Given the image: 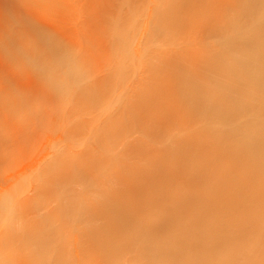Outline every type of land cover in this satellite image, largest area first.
Here are the masks:
<instances>
[{"label": "bare ground", "instance_id": "1", "mask_svg": "<svg viewBox=\"0 0 264 264\" xmlns=\"http://www.w3.org/2000/svg\"><path fill=\"white\" fill-rule=\"evenodd\" d=\"M101 1L102 0H0V151L2 153L3 158L5 160H7L6 162L10 163V167L13 166V168H15L14 166H16L18 164L20 165L21 162L24 163L22 165L23 167H20L22 170L20 168H18V169H20V171L17 174H14L15 176H13V178L15 177V179H16L15 181L8 179V178H11L12 176L9 177L10 176L9 175L7 177V180L11 181L12 183L10 184L6 180V182L8 184L7 183H4V184H7L8 186L6 185L7 188L5 187V190L1 192L2 195L0 196V264H48L47 261H49V263L54 261L53 260L54 257H55L56 261L60 260V256H73V258L75 257L73 262L80 263V264L84 263V262H86L87 264H89V263L91 264L92 261H93V263H94V261H96L98 264H102L101 262L103 260H101V257L106 256L107 260L110 264V263H113V260L117 257L116 255H113V253L116 250H119L120 256L123 254H125V256H126V258H125V256L123 255L122 259L120 258V260H118L119 257H118V259H116L120 262L122 260V264H126V263L127 264H264V0H164V1L152 0L154 4H152V7H150V8H149V6H151L152 2L149 1V2H151V3H149L147 1L148 4H150L149 6H147L148 10L146 9V12H148V13H146L145 11L144 12L142 11L144 15H141L142 13L140 14L137 11L138 18H140V19L143 18V17H139V14L141 16H144L145 22L143 24L142 19H141L140 23L135 22V24L132 23V25H135V26L138 24L141 25V22H142V24H143L141 26V28L143 27L141 30L142 33L138 34L140 36L142 35V37H140V38H142V40L139 39V36H138V39H139V41H143L144 48L142 49V47H141V49H140L139 46H135L136 48L134 47V53L135 54L137 53V55H136L137 59H138L137 65H138V67H140V73H137V74H139L137 76L138 79H136L137 81H136L135 85H133L134 83H132L133 87L130 89V91L133 88L135 90L133 89L134 90V91L132 90L133 92L129 91L130 93H132V96L130 93L127 94V91L125 92L127 94V96H126V94L124 95L125 100L129 99V101L127 103H129V105H130V107H128V108H127V106H129L128 104L125 107V113L128 111L130 114L127 112L128 117L126 116V120L124 121V123H126V126L128 125V128H129V126L130 127L132 126L133 129H136L137 132L139 130V132L138 133L135 132L136 133L135 135L133 132L132 133L130 132L132 134V137L130 136L131 134L128 133L129 134L128 137H130V138H128V137L126 138L127 139V141H125L126 142V145H125L126 148L123 147L125 142L122 143V145H123L122 147L124 149L121 151L124 153V151H126L127 148H128V150L130 149V151H128V150L126 151L127 153L128 152L129 153L135 152L137 150L136 152H138V159L141 160L140 161L141 163L144 162V167L145 166L146 167H145V170H142L143 164H139L138 162H135V165H133V168L127 170V166H128V168H130L131 167L130 164L132 162L136 161V160H134L135 153L131 154L132 156L129 154L130 155L129 156V155H126L127 154L126 152L124 154L122 153L123 154L122 155L121 151H119L120 153H118V154H119L120 159H123L124 156L125 157L128 156L129 159L132 158L133 160H132V162L130 161V164L128 165L127 162H129L128 161L129 159L128 158H126L128 160H126L125 158L123 159L126 161V163L124 162V164H127V166L125 165L126 169L123 171V169H122L123 166L121 165L122 167H119V168L123 171V175H122V173L120 174V172H118L117 174H119V175H117V176L119 177L121 175L120 177H124V176H126V174L130 175V173H131V175L128 177L126 176L125 177L126 179L124 178V180L121 178L120 180H122V182H125V185L121 182L122 187L119 184V186L121 188L120 189L118 187H116V188L119 189V192L117 191L118 192L117 194H119L118 196H120V193H121V197L125 196L124 193L133 194V195L128 194L130 196L129 198H131L133 196L131 201H133V199L136 196L139 197L140 192L143 191L144 188H145V190H146V188H148L149 192L144 191V193L146 192L145 194H147V195H144V193L143 194L141 193V195H143V196H140V197H143V198L145 196L148 197V193H150L151 191H152L151 196L153 195V192H154V196L156 193L155 199L153 198L154 196H152L151 199L147 198L145 201L143 199L144 203L137 200V197L134 200H135V202L137 201L136 203L140 202V204L138 203L139 209L143 213L145 212V211H143L144 209H148V214H149L150 209L152 211H154L152 209L153 207L155 208V212L158 211L157 209H159L161 211L162 217H157V219L158 218L162 219V220L159 219L158 226H155L156 223L154 221H152L153 213L151 211H150V213H152L151 216L149 217V215H148L149 221L146 220L149 223V225H150L151 221L154 223L153 225L155 227L153 229L152 228L151 229L154 230L153 233L156 232L157 235H155V233L152 234V230H148V229H150L149 225H147V226H149L148 229L147 228L144 229L145 227L143 228V226H142L141 231L139 232L140 228H139V230H138V228H133V227H137V225H136L137 223H135L136 226H133L134 222H135L134 221L133 225H131V222H129L130 223L129 226H131L132 229H131V227L129 228V226H127L129 228V230L130 229L132 230V232L130 230V233H129L130 237L126 238L125 241H122L118 244H116L115 241L114 242L111 241L113 239L107 238L106 236H105L106 239H104L103 237L99 238L98 234H99L100 230H98V229L100 227H98V229L93 228L95 230L91 229L93 231V234H90L91 232L89 230H88L89 233H87L88 231L87 232L84 231V233H83L82 232L83 230H79L80 232H82V234L80 235L79 238H77L80 233L77 234V237H76V234L74 235V233H73V236H75V237H73V239H68V237L71 238V235H69V232H67V230H66L68 235L66 232L64 235L68 236L67 239H65L63 234H61L62 237H64V238H62L64 240H62L61 237H60V239H58V237L60 236L59 233H62V231L56 227V229H58L57 231L60 230L61 232H59V233L57 232L58 237L52 236L54 233L52 228H54V227L52 226L53 224L50 222V220L54 221L53 220L54 217L52 216L51 213H53L54 209L57 208L56 206H59L58 204H54L55 201H56L55 203H57V197H58L57 192L60 191L61 189L63 190V188H61V189L59 188L60 190L58 189V191L56 192L55 191L56 189L55 190L53 189V188H58V186L61 185V184L58 185V182L61 181L59 178H58L59 179L58 181H55V180H57L58 176L60 178L62 176H67V178H65V177H62V178L68 179L67 174L69 173V171L71 172V170H72V168L70 169V167H71L70 164L72 163V161L77 162V159H80V158H76V156L80 155L79 157L82 156V158H84V159L86 158L85 156H88V158H87V160H88L89 155H85L83 157V155H82L83 151L88 152L90 150L89 153H91L94 151V149H98V148H95L98 145L93 147L94 149H91V146H90V149L87 150L89 148V146H88V147H86L87 149L86 148H85L86 150L83 149L82 152H81V150H82L81 149L80 154H76L78 152L75 153V151L72 152L73 149L70 148V151L72 150L71 154L73 153V156L75 155L74 157L76 159V160L70 161V164L68 163L69 161H67V163H64V162H66L67 158H65V160L62 158V156L64 155V154L63 155L60 154L62 149H61V151L56 150L54 152L55 154H53V151L55 149L54 147L57 144H61L63 142H66L68 140V138L64 141L62 140L63 142L61 140H59V142L61 141V143H58V141H57L56 142L57 144H55V146H53V144L50 141L53 138V136H49V135L53 134V133L50 134V132H51V130L53 132L55 130L51 129L49 131V128H51V127L53 128L54 122L58 121L59 119L56 120V118H55V120H53L54 122L52 121V119L54 118L53 113H56L57 111L56 112H51V111H54L58 108V107L57 108L55 107L56 108L55 109L54 107L53 108L51 107L52 110L50 111L49 105H51V104L53 105L54 101L52 99L54 97L51 98V100H52L51 104L48 105V103H47L51 97L50 89L53 87V86L51 87V85L53 84V82H55V81H53L54 79L52 80L53 81L52 84L50 82L51 81L50 76H52L51 72L53 74V70L51 69V71H50L49 67H51V66L54 67V64L58 65V63H61V64L63 63L62 65L65 66L67 63H70L69 60L71 57V53H73L72 51H74L76 49H78V50L83 49V50H81V52H84V51H86L85 47L87 46L86 45L87 43L89 45L86 48H88L90 46V49L93 46V44L95 45L97 43V42L96 43L94 42V38H97V35H99V36H101V35L98 33L97 34L94 33V31H99L102 27L106 28V26H104V23H102V21L100 20L102 17H104L103 14L106 13L104 11V9L102 8V6L104 7V5H102L104 2H101ZM103 1H105V0H103ZM128 2H131V0H128ZM128 2H126L124 4L127 5ZM141 3L142 4L139 7H141L144 4L143 2H141ZM148 4L145 3V5H148ZM107 5H108V3H107ZM107 5H105V7ZM121 5L124 7V5L122 3H121ZM121 5H120V7H121ZM120 7H119V9H120ZM125 7L123 9L124 12L126 10ZM129 7H128V9H129ZM142 8H143V6H142ZM144 8H146V6H144ZM105 10L107 11V9H105ZM102 12H104V13H102ZM115 12L118 13L117 11H115ZM124 12L122 11V13H124ZM131 12H133V11H131ZM145 13H146V15H145ZM112 14H113V16L116 15V14L114 15V13H112ZM121 14H120V16L123 15V14L122 15ZM126 14H127V10H126ZM126 14H125V16H128V14L127 15ZM106 15H109V13L105 14V16ZM130 15H132V14H130ZM133 16H134V14H133ZM117 17H119V16L117 15ZM117 17H115V18H117ZM112 18H113L112 19L113 21H115V22L118 21V20L117 21L114 20L115 19L114 17H112ZM120 18H125V17L123 16ZM129 18H130V16H129ZM135 18H136V15H135ZM135 18H133V19H135ZM123 20H124V22L126 21V19H123ZM98 22H99V26H98ZM115 22H113V23H115ZM121 22H122V19H121ZM121 22L120 23L117 22V23H115V25L113 24V26H117L118 24H121ZM126 22L124 24H128ZM109 23H111V21L110 22L108 21V23H106L107 26ZM111 24H109L107 29L110 30ZM100 25H102V27ZM121 26H119V28ZM126 26L127 25H125V28L127 29L128 32H130L131 31L130 28H128ZM99 27H101V28H99ZM92 28H95V30H93V32H90V30H92ZM191 28L193 31L189 32V30H191ZM112 29H113V27H112ZM122 29H120L118 31L116 30L115 32L118 33L119 31H122ZM131 29L134 30L133 28H131ZM186 29L187 30L189 29V30L187 31ZM137 30H139V29L137 28ZM185 31H187L189 33L187 34V33H185ZM99 32H101V31H99ZM90 33L91 34L94 33L96 35V37H94L93 34L91 36ZM134 33H135V31H134ZM137 33H139V31H137ZM113 34H114V32H113ZM118 34L120 35V32ZM88 35H90L91 41H93V44L90 41V37L88 38ZM126 36H127V34H126ZM135 36H137V34ZM182 36L184 38H182ZM87 38H88L89 42L86 41ZM100 38H101V40H103L102 37H100ZM203 38H205V39H203ZM124 39H126V38L124 37ZM160 39L161 40L163 39V40L161 41ZM201 39H203V40L208 39L206 41V42H208V44L203 43L202 41H201L202 43H199L200 42L199 40H201ZM110 40H111V38L108 40V43L110 42ZM106 41H107V39H106ZM114 41H115V39H114ZM119 41H121V44L119 42L118 43L121 46H123L122 40H119ZM139 41L136 43H139ZM209 41L211 42L210 44H209ZM124 43H127V42L124 41ZM136 43H135V45H136ZM172 44H173V46H171ZM207 45H209V46H207ZM96 46H97V44H96ZM106 46H109V45H106ZM115 46H117V45H115ZM133 46H134V44L131 47H133ZM169 46L173 47V48L169 49L170 48ZM99 48L101 49V47H99ZM118 48H117V50H118ZM184 48H187V49H184ZM100 49L97 51L100 52L101 51ZM104 49L106 50L107 47L103 48V50ZM129 49H130V47H129ZM129 49H128V51H129ZM131 49H133V48H131ZM135 49H136V51H135ZM182 49L188 50V53L186 51L182 52L181 51ZM112 50H114V49L112 48ZM121 50H119V51H121ZM125 50H127V49H125ZM119 51H118V53H119ZM99 52H98V54L100 55ZM159 52H161V54ZM107 53H109V50H107L106 54L105 53L104 54L107 56ZM134 53H131L132 54L131 57H133ZM158 53H159V55H158ZM79 54L82 55L83 53H78V55ZM89 54H90V51H89ZM120 54H122V52ZM91 55L93 56L94 54L91 53ZM96 55H97V53H96ZM111 55H113V53H111L109 55V57H111ZM102 56L103 55H101V57ZM77 57H79V56H77ZM84 57H86L85 54H84V56L82 55V57L80 56L79 59L84 58ZM87 58H89V57H87ZM92 58L94 59L95 57H92ZM92 58H91V60H92ZM103 58H106V57L104 56ZM84 59L81 60L83 62H81L80 60L79 61L84 64L85 63L84 61H86V59L85 60ZM113 59H112V62H113ZM75 60H77V59L74 58L72 61H75ZM104 60H103V62H104ZM87 61H86V63H88ZM122 61L126 62L127 60L125 59ZM65 62H67V63L64 64ZM94 62H95V60H94ZM100 62H101V60H100ZM81 63L77 62L75 64L77 66V64L81 65ZM49 64H52V65L50 66ZM105 64L106 63H104V65ZM90 65H91V63H90ZM94 65H92V66H94ZM122 65L123 64L121 63V66ZM137 65L135 64V66H137ZM125 66H127V65L125 64ZM132 66H134V65H132ZM113 67H115V65ZM107 68H108V66H107ZM115 68H114V70H115ZM141 68L143 69V71ZM79 69H82V68H80V66H79ZM102 69H103V66H102ZM47 70H49V71H47ZM67 70H68V68H67ZM112 70H113V68H112ZM98 71H100V70H98ZM127 71H128V69H127ZM130 71H132V70H130ZM49 72H50V75L48 74ZM62 72H64V71H62ZM108 73H110V72H108ZM112 73H110V74L112 75ZM79 74H80V72H79ZM79 74H77V75H79ZM81 74H83V73H81ZM110 74H109V76H110ZM133 74L136 75V71ZM164 74H166V75L164 76ZM107 75L106 76L104 75V77H107ZM80 76H82V75H80ZM75 77H77L76 74H75ZM122 77H125V76L123 75ZM92 78H93V76H92ZM107 78L110 79L111 77H107ZM75 79H77V78H75ZM61 80L63 81V77ZM100 80L102 82V79H100ZM134 81L135 80H133L132 82H134ZM58 82H59V80L57 81V83ZM118 82H120V81H118ZM118 82H116V83H118ZM125 82H127V81H125ZM87 83H89V81H87ZM98 83H100V82H98ZM89 84H86V86H88ZM94 84H96V83H94ZM94 84H93V86H94ZM101 84L103 86V83H100V88L99 87L96 88V85H95L94 86L95 90L98 88L100 90L102 88V91H103L104 87H101ZM125 84H127V83H125ZM57 85H54V86H56V89H59V91L61 92L62 91V90H60L61 88H59ZM60 85L63 88L62 84H60ZM63 85H64V83H63ZM66 86L67 85L65 84V87ZM86 86H85V90H84L85 93L84 94H89L88 92H90V94L92 92L95 93L93 90H92V92L88 91V89L90 90L91 88H94V87L89 85L91 87L89 88V86H88V88H87ZM111 86H112V83L108 87L110 88ZM113 86H115V85H113ZM129 86H126V87H129ZM80 87H82V86H80ZM76 88H77V86H76ZM82 88L84 89V87H82ZM111 88H113V87H111ZM118 88H120V86ZM65 89H67V88H65ZM80 90L78 88L79 92H80ZM86 90H87V93H86ZM99 90H97L96 93H98ZM105 90H106V88H105ZM53 91L57 92L58 90L54 89ZM111 91H109V92H111ZM116 91H118V89ZM63 92L64 91L61 92L62 94L60 93L62 96L64 94ZM76 92H77V90H76ZM79 92L76 94H79ZM101 92L99 91V93H101ZM114 92L115 91H113V93ZM96 93L94 95L93 94L92 95L97 96L98 94H96ZM107 93H108V91H107ZM113 93H111V94H113ZM66 94H67V92H66ZM90 94H89V96L92 98L93 96ZM52 95L54 96V93ZM70 95H71V92H70ZM74 95L75 94H72V96H74ZM80 95H81V97L84 96V99L86 98V100H87L88 95H83V93H81ZM85 96H87V97H85ZM119 96H121V95H119ZM128 96L129 97L131 96V98H128ZM90 97H88V100L90 99L91 102L92 101L95 102V101H97V98H99V97L106 99L108 96L105 98V96L103 97V96L99 95L96 99L94 97L95 100L94 99L92 100ZM110 97H111V95H110ZM112 97H113V95H112ZM126 97H127V99H126ZM57 98H58V96H57ZM63 98H64V96H63ZM63 98H62V100L66 99V98L65 99H63ZM72 98H70V99H72ZM80 99H82V98H80ZM99 99H98V101H97L98 103L95 107H97L98 104L100 106L99 102L102 99L101 100H99ZM57 101H59V100H57ZM69 101L73 102L71 100H69ZM106 101H108V100H106ZM75 102H77V101H75ZM79 102H77V103L80 104ZM87 102H84V105H82V106L87 107ZM74 103L71 105L73 106ZM85 103H86V106H85ZM119 103H120V101H119ZM81 104H82V102H81ZM81 104L79 106H81ZM93 104H95V103H93ZM71 105L69 104V107ZM104 105H106V103ZM111 105H113V104H111ZM121 105H122V107H124V105H126V103L124 105L123 104H121ZM82 106L80 108H82ZM63 107H64V104L61 108H63ZM69 107H67V108H69ZM89 107H92V105H90ZM101 107H97V108L100 109ZM80 108H79V110H80ZM85 109L82 108V110H84V111H85ZM93 109H94V107H93ZM105 109L107 110L106 107H105ZM105 109H103V110L105 111ZM121 109H123V108H121ZM79 110H77V111H79ZM66 111H65V113H66ZM74 111H76V109ZM86 111H87V113H86ZM86 111H85V114L82 112L84 115L81 112H79V113L83 116H87V114L92 112L93 110L90 112L88 110H86ZM104 111H102V112H104ZM50 112L52 113V115ZM114 112L116 113L117 111L115 110ZM120 112L123 113L124 109H123V112L122 111H120ZM120 112H119V114H120ZM65 113H63V114H65ZM72 113H74V112H72ZM104 114H105V112H104ZM37 115H39L41 117L39 118V116H37ZM97 115H99V114H97ZM117 115H118V112H117ZM121 115L122 114H120L119 118H118V116H116L115 114H114V116L111 114L110 116H113V121H112V119H111V121L108 119L109 121H107V122H110L109 123L110 125L111 124L113 125V122H115L116 126L120 124L121 126H123V130H124L126 126L122 125L123 123L121 124V122H123V120H124L123 116L125 117V115L122 116L123 120H121L119 123V119H122V118H120ZM67 116L68 115H66L64 117H67ZM90 116L91 115L89 114V117ZM92 117H93V115L91 116V119H92ZM101 117H103V114ZM108 117L109 116H107L106 119ZM114 117L116 119L118 118V122H116V119H114ZM57 118H59V117H57ZM74 118H76V117H74ZM93 118H96V117H93ZM91 119L89 118V120H91ZM77 120L81 121L80 118H78ZM89 120H88L87 127L88 126L92 127V124H91L92 122H90ZM95 120H97V119H94V121ZM61 121H63V120H61ZM73 121H75V119ZM83 121H86V119ZM91 121H93V119ZM105 121H104V125L107 123V122L105 123ZM75 122H71V123H73L72 124L73 126L76 125V124H74ZM102 122H101V124H102ZM71 123H67V124L70 125ZM152 123L156 124L157 126L153 127L152 129L148 128V124H152ZM64 124H65V121H64ZM67 124L65 127L68 126ZM144 124H145V128H143ZM72 125H70V126H72ZM83 125L84 124H82V127H83ZM95 125H96V123H95ZM110 125H108V123H107V126L109 128L108 127L106 128V125H105V127H104L105 133H107L106 131L111 132V130H106V129L111 128ZM120 125L118 128L121 127ZM162 125L180 126L182 128L179 129V131L171 132L170 134L165 136L164 139H162V138H159V137H162V135H164L163 132L160 130V126H162ZM40 126L42 127L40 129H44V130H46L49 127L48 128V134H45V132L47 133V131H45V132L43 131V134L38 136V139L41 140V138H42L40 143H42L44 141H45V143H47L48 142L47 137H49V139H50L49 142L51 143L49 145H51V147H53V148H49V146H48L49 142H48L47 143L48 147H46V145H43L44 143H42L40 145H43V146L40 147V145H39L38 148L36 147V149L31 150L30 147L34 145V144L31 145L35 140L34 135L39 132L38 129ZM58 126H60V124ZM63 126L64 125H62V123H61V127H63ZM73 126H72V128H74ZM137 126H141V128L143 130L140 131L141 128L139 127L140 128L139 129ZM78 127H75V128L78 129ZM80 127H81V124H80ZM84 127H83L84 130H86V126H84ZM90 127H88V128H90ZM98 127L101 128V126H99V125H98ZM63 129H65V128H63ZM115 129H117V128H115ZM120 129H122V128H120ZM145 129H148V131ZM36 130H37V132L33 135V132H35ZM57 130H56V133H57ZM88 131H89V129H88ZM95 131H97V130L95 129L94 132ZM99 131H100V129H99ZM112 131H114V130L112 129ZM61 132H62V130H61ZM64 132L65 131L63 130V133ZM125 132H129V131H125ZM140 132H142L143 135ZM92 133L93 132H91V134H90L91 137H92ZM102 133L105 136L104 132H102ZM68 134H71V133H68ZM95 134H96V132L93 133V135H95ZM144 134H146V135H144ZM45 135H48V136L45 137ZM66 135H67V131L65 132V136H63L64 138L62 136L61 137L63 139H65ZM96 135H98V133ZM100 135L102 138L103 137L102 134H100ZM136 135H137V137H138V135L139 136L142 135L143 137L141 136L142 139H141V137L137 138ZM84 136H86V134L83 135L82 137H84ZM149 136L153 137L152 141L149 140L150 139ZM74 137L75 136H73V138ZM113 137L114 136H112V139H113ZM133 137H134V140L131 139ZM144 137L145 138L149 137V139L147 138L148 142H147V140L145 142V144H147V145H144V146H146L145 148H147V146H148V150H146V151H145V148L143 149L142 146H140V145H142V142L145 139ZM43 138H44V140H43ZM56 138L57 137H55V139ZM96 138H97V136L95 137V139ZM99 138H100V136L98 137V139H96L97 142H98ZM136 138L138 140L140 139L141 144H140V141H138ZM55 139L53 138V140H55ZM58 139L59 138H57V140ZM74 139H76V138H74ZM85 139L86 138H84L83 141ZM107 139H109V138H105V139L103 138L102 141L103 140L106 141ZM128 139L129 140L131 139L130 140L131 142H128L129 141ZM88 140H90V138ZM37 141L39 142V140H37ZM69 141H70V139L68 140V144H71V143H69ZM76 141H78V140H76ZM80 141L82 142V140H80ZM102 141H100V142L102 143ZM72 142L74 143L75 141H72ZM100 142H98V144H100ZM127 142L130 144L127 145L128 144ZM136 142L137 143L139 142V143L137 144ZM86 144H88V143L86 142ZM62 145H64V143ZM118 145L120 146V143ZM159 145H162V146H159ZM70 146L71 145H69V146L67 145L68 148ZM84 146H85V143H84ZM104 146H102V147H104ZM157 146L162 147L161 150H157V149H159ZM45 147H46V150L49 148L48 150L52 149V151H48V150L45 151ZM71 147H73V146H71ZM74 147H76V146H74ZM98 147H100V145ZM152 147L155 148V151L152 149ZM22 148H25V150L23 149V152H22ZM58 148H61V147H58ZM78 148H77V150H78ZM37 149H39V151H41V152L39 153V151H38L37 153H35ZM105 149H107V148H105ZM63 150H66V149L63 148ZM33 151L35 154L34 156H33ZM57 151L60 152L59 154L61 155V156L60 155L58 156V158L60 157L58 162H61V160H62V163H64L63 167L66 170H67V167L65 164H68L70 166V167L68 166L69 167L68 168L69 171L67 170L68 172L62 171V169H63V167L61 165L62 163L59 164L56 161L57 160V158H56ZM67 151H64V153H66ZM96 151H94V152L96 153ZM147 151H148V153H147ZM150 151H151V154L149 153ZM28 152L32 153V154H29L28 156L31 155V156H33V158H31V156H30V158H28L27 155H24L25 157H23V155L21 154V153H28ZM42 152H44L45 154L43 153V155H42ZM139 152L142 154H140ZM89 153H87V154H89ZM93 153H91V154H93ZM145 153L147 154L149 161L152 162V163L148 164L149 166L146 165L147 163H145L146 162L145 158H147V157H145L146 156ZM66 154L64 157L67 156ZM84 154H86V153H84ZM144 154H145V156H144ZM54 155H55V161L57 162L58 165L56 164V162L53 159ZM102 156H104L103 153H102ZM139 156H140V158H139ZM70 157H72V155L71 156L69 155V158ZM109 157H112L111 159H113V156H109ZM84 159L78 160L77 163L80 164V161H81V163H83ZM93 159L95 160V158H93ZM93 159H91V158L89 159L93 162V163L92 162H90V163L96 164V163H94ZM117 159H118L117 163L119 164V162H121L122 160L119 161L120 159L116 158V160ZM27 160H28V162H27ZM87 160L84 161L85 165H86ZM52 161L55 162V163H53L54 165L56 164V166H58L57 167L58 170H55L56 167L54 165L53 166L55 168L52 167ZM112 161H114V160H110V162H112ZM167 161L169 162V165L167 164L165 166L164 162L167 163ZM3 162H5V161H3ZM25 162H27V164ZM96 162L99 163L97 160H96ZM161 162H162V164H161ZM77 163H76V166H78V168H80L81 166L78 165ZM29 164H30V167H29L30 170L27 168L29 166ZM74 164L73 163L71 164L72 167ZM92 164L88 163V165H87V167L91 166V168H88V170L90 169L89 172L91 174L90 180H89L90 182H92L91 180L94 177H95V179L98 180V177H99L98 175H101L103 173V171H102L103 169H100L101 174L98 172V175H97L98 177L96 178L95 174H97V173H95V174H93V173L96 172V170H98L100 167L99 168L97 167L98 168L97 169L95 167L99 166V165H95V167H93ZM60 165H61V167H60ZM82 165H84V163ZM189 165H190V168H188ZM76 166H75V169L77 168ZM112 166H114V165H112ZM118 166H120V165H118ZM137 166H140L141 168H139V169H141V170L136 169V172H134L135 168H137ZM24 167H26V169H23ZM84 167H86V166H84ZM84 167L82 166L80 168V171L82 170L83 175L84 176L86 175V177H87L89 172L87 170V167H86V170H84L85 169ZM147 167H148V169H147ZM94 168L96 170L94 172H91L94 170ZM59 169L61 170L60 172H62V174L59 172ZM75 169L72 171L76 172L77 169H76V171H75ZM110 169L112 172L114 168L112 169V167H111ZM115 169H118V167H116ZM26 170L27 171L29 170L30 172H26ZM100 170H98V171H100ZM13 171H17V169L13 170ZM80 171L78 170V172H76V174L74 172H72L73 174H75V176L73 175L75 177V179H77L76 177H79L78 173L81 174ZM84 171H86L88 174H85L86 172H84ZM116 171H119V169ZM125 171H126V173H124ZM129 171H130V173H129ZM10 172H8V174ZM64 172H65V174L66 173L67 174L64 175ZM113 172H115V171H113ZM6 173H5V175H6ZM58 173L61 175H58ZM142 173L143 174L146 173L147 176H144L143 178L141 177V180H140L139 178H140V176L143 175ZM104 174L108 175L107 172H105ZM114 174H112V175H113L114 180H115L116 176H114ZM12 175H13V173H12ZM51 175L55 179L51 178L52 177ZM83 175H82V177H84ZM92 175H95V176H92ZM109 175H110V173H109ZM73 176H71V177H73ZM105 176L106 175H104V177ZM71 177H69V179ZM91 177H92V179H91ZM101 177H99V178H101ZM136 177L137 178L139 177L138 180H136L137 179ZM176 178H178L176 183H174L175 181H172L171 186L169 188L168 182H170L171 180L176 179ZM47 179L49 180V182L51 179H54V180H52L53 181L52 183L53 184H54V182H57V183L54 184V186H53V184L49 183L47 181ZM101 180H102V178H101ZM106 180H107V178H106ZM108 180L110 181L109 178H108ZM118 180H119V178H118ZM78 181H80V180H78ZM87 181L88 180H86V182ZM94 182L96 183V181H94ZM111 182L114 183L113 181H111ZM101 183L102 182L100 181L99 184H101ZM107 183H109V182L107 181L106 185H107ZM119 183H120V181H119ZM172 184H174V185H172ZM55 185H57V186L55 187ZM83 185H84V183H83ZM86 185H88V184H86ZM114 185L117 186L116 184H113L111 186L114 187ZM77 186H76V188H77ZM100 186L101 185H99V187ZM140 186H142V187H140ZM69 187H70V185H69ZM108 187H109V185L107 186V188ZM166 187H167V189L170 190V192H171L170 194H169V191H167L168 193H166V191L164 190V188H166ZM195 187H197V188H195ZM139 188H140V190H139ZM193 188H194V190H193ZM198 188H200V189H198ZM51 189H53L54 192H56L54 194L56 199L53 200L54 202L51 206L53 207V205H56L55 206L56 208L55 207L53 208V212H52V210H50V213H48V211H47L46 213H48V216L46 214V216H47L46 217L45 213L44 212L42 213V210L47 209L48 206H49V209L51 208L50 204H51L52 200H50L49 196L46 195L47 193L50 194L49 190H51ZM81 189H83V187ZM173 189L175 191H177L176 195L173 194V191H172ZM184 189L185 190L190 189L189 190L190 193L187 191H184ZM191 189L194 192H192ZM53 190H51V192ZM62 190L58 194H62L64 196L65 190L63 191L64 193L62 192ZM73 190L75 191V190H80V189L78 188V189H73ZM195 190H196V192H195ZM74 191H72V192H74ZM91 191H93V190H91ZM91 191H89V192H91ZM110 191H111V189H110ZM161 191L164 194L161 193V195H160ZM182 192H184L185 194H183ZM70 193H71V191H70ZM104 193H105V191H104ZM104 193H102V194H104ZM112 193H113V191H112ZM158 193H159V196H157ZM165 194H167V195L165 196ZM70 195H72V194H70ZM66 196L63 198L65 199L69 195L67 197ZM112 196L114 197V195H112ZM160 196H162L164 198L161 197V199L160 198L156 199L157 197H160ZM45 197L46 198L48 197V198L46 199ZM70 197L71 196H69V198ZM96 197H99V196H96ZM101 197L104 199L103 196H101ZM121 197H118V198H121ZM63 198H62V200H63ZM80 198H81V196H80ZM102 198H99V200H101ZM110 198H112V197H110ZM124 198H127V200H129L127 195ZM124 198H122V200ZM106 199H107V197H106ZM48 200H50V202H46ZM86 200H83V201H85L87 204ZM90 200H88L89 203H90ZM122 200L120 199L118 202L124 203V200H126V199H124L123 202H122ZM127 200H126V202L128 204L134 205V201H133V203H131L130 200L129 201H127ZM140 200H142V199H140ZM63 201H61L60 204H62ZM67 201H65V202H67ZM80 201H82V199ZM101 201H103V200H101ZM126 202H125V204H127ZM73 203H74V201H73ZM136 203H135V205H136ZM111 204L112 203L110 202V205ZM163 204L166 205L167 208L170 207V210H168V213H166L167 218H166V216L164 217V215H163V214H165L164 210L162 213V209L164 208ZM116 205H117V203H116ZM119 205H122V204H119ZM135 205H134L135 208L132 207L134 209V211L130 210L131 206L128 207L127 213H126L127 216H125L126 219H128V217H129V219H130V217H133V216H131V214L133 212L135 214L136 209L138 211V207H137V205L136 206ZM187 206H188V208H187ZM189 206H190V208H189ZM78 207H80V206H78ZM96 207H97V205H96ZM103 207H104V205H103ZM105 207H106V205H105ZM117 207H118V205H117ZM160 207L162 209H160ZM99 208H98V211L103 210L102 208L99 210ZM115 208H116V206H115ZM126 208H127V206H126ZM167 208L165 207V210H167ZM110 209H111V207H110ZM110 209H108V210H110ZM121 209H122V207H121ZM190 209H191V213H193L192 215L194 217H192L190 215V213L188 211ZM56 210H58V209H56ZM59 210H58V212H59ZM112 210H114V209L112 208ZM123 210H124V207H123ZM23 211H26L27 213H29L31 215L33 214L32 216L34 218L38 217V219L40 218V215L42 216V214H44V216H42L43 218L42 219L40 218L39 220H42L41 223L44 220L47 221L48 224L50 223L49 225L52 227L51 228L49 227V230L46 228L49 232L45 229V227H41L42 225L46 224V223H44L45 221L41 225L39 220L34 219L37 222L39 221L37 223L39 226L41 225L39 228V226L37 227V224L35 223L36 221L34 222L31 220V218H33V217L30 218L28 216L29 219L31 220V222H29L30 220L28 218H26L27 217L26 215H24L25 218L22 217ZM28 211H30V212H28ZM37 211H39L38 216H37V214L36 215L34 214ZM62 211H64V210H62ZM82 211H84V210H82ZM88 211H86V212H88ZM114 211H116V210H114ZM160 211L156 212L157 215L160 213ZM31 212H33V213H31ZM56 212H54L53 215H56ZM96 212H97V210H96ZM117 212L119 213L118 210H117ZM75 213H73V215H75ZM97 213H99V212H97ZM97 213L95 214V216L97 215ZM111 213H113V212H111ZM145 213L147 214V210ZM176 213L177 214L179 213L178 216L180 215L182 217H178V216L176 217V215H177ZM188 213L193 218V220H191L192 218L190 216H188L187 218L189 220L188 219H185V220L186 221L188 220L189 222L191 220V222H190L191 224H189L187 226V224L189 222L187 221L188 222L187 223L186 221H184V218H185L186 214H188ZM50 214H51L53 219H51ZM57 214H59V213H57ZM61 214L62 213L60 212L59 216H61ZM69 214H71V213L69 212ZM101 214L102 213H100V218L96 216L97 218H99L98 221L100 220V222H102L101 221L102 220ZM122 214L124 215V213H122ZM73 215H72V217H73ZM107 215H106V217H107ZM170 215H172V216H170ZM89 216L91 217V215H89ZM111 216H112V214H111ZM111 216H110V218H112ZM158 216H160V214ZM206 216L208 217V219H206L207 218ZM57 217L58 216H56V218ZM122 217L123 216L121 215V218ZM125 217L122 218V223H123V220L125 221ZM168 217L171 218L172 221L175 220L176 218L178 219V220L177 219L175 220L176 222L173 221V223H176V226L172 225L174 227L173 229H172L171 225L169 226V223H171V220ZM44 218H46V219H44ZM48 218H50V220H48ZM56 218H55V221H58L60 219V218H58V220H57ZM103 218H105V217H103ZM108 218L109 217H107V220H108ZM138 218H139V220L141 219L139 216H138ZM165 218L167 220H170V222H168V227H170L172 230H169V228L168 229L166 228L167 231H165L166 226H164V232L162 231V233H161L160 231L163 230V227L161 228L160 225L162 226V225L166 224V221L163 223L161 221H163ZM179 218H181V219H179ZM24 219H25V221H26V219H28L29 221L27 220V223H24L25 222ZM90 219H92V218H90ZM93 220H94V218H93ZM96 220H94V224H95ZM116 220H117V218H116ZM153 220H154V218H153ZM181 220H183L184 222ZM97 222H96V224L100 225V222H98V223ZM185 222H186V224H185ZM88 223H89V221H88ZM173 223H171V224H173ZM177 223L178 224L182 223V224L181 225L179 224V227H178ZM94 224L92 223V225H94ZM101 224L104 225V223H101ZM115 224H117V222ZM84 225H85V222H84ZM138 225L141 226V224H138ZM202 225L203 226L205 225V226L203 227ZM85 226H87V225H85ZM108 226H110V229L112 230L111 224L110 225L108 224ZM144 226H146V225H144ZM83 227H82V229H83ZM91 227H93V226H91ZM95 227H97V226H95ZM43 228L46 231H44ZM104 228L106 229V227H104ZM50 229H52V231H53L52 234H50L51 233ZM105 229H103V231H101V232L104 233ZM136 229L138 230V232L135 231ZM201 229H203V230H201ZM106 230H108V229H106ZM126 230L129 231L127 228H126ZM156 230H158V231H156ZM168 230L170 232L174 230L173 232H175V233H173V232L170 233ZM94 231H96V233H98V234H95ZM118 231L119 230H117L116 232L118 233ZM121 231H123V230H121ZM121 231H120V233H121ZM108 232H109V230H108ZM112 232L115 233V231H113V230H112ZM112 232H111V234H112ZM159 232H160V235H159ZM166 232H169V233L166 234ZM103 233H101V235ZM114 233L112 234V236H114ZM124 233H125V231H124ZM124 233H123V235H124ZM163 233H165V234H163ZM106 234H107V232H106ZM126 234H128V232ZM94 235H97L98 237H96ZM115 235L117 236L118 234H115ZM120 235H122V233ZM150 235H152V236H150ZM118 237H119V235H118ZM116 252H118V251H116ZM132 253H134V254L132 255L133 257L131 258ZM111 255H112V257H114V256H116V257H114L113 260H110L112 258H109L108 256H111ZM22 256H25V257H22ZM28 256H29V258L31 256L33 259L32 258L29 259ZM40 256L41 257L44 256V257L41 258ZM47 256L48 257L52 256V258H53L52 261H50L51 257L48 258ZM56 256H59V259ZM76 256H93V257L95 256V258H96V256H98V257L101 256V257H99L100 263L97 260L98 257L96 259L92 258L91 261H90L91 257H89V259H88L89 263H88L87 258H86V261L84 260L83 262H80V261L78 262L77 261L78 259L76 260V258H78V257H76ZM127 256L130 259H127L128 258ZM146 256H148L147 258L149 260L145 258ZM150 256H151V260L149 258ZM179 256H182L181 258H184L183 256H188V257H186L185 259H180ZM35 257H36V259H35ZM73 258H71V259H73ZM103 258H104L105 262H107L106 258L102 257V259ZM123 258H124V261H123ZM63 259H65V262L63 263V261L62 262L60 261L59 262L60 264L61 263L65 264L66 262H69L70 258H67V259L63 258ZM126 259H127V261H126ZM66 260H68V261H66ZM116 260L114 262H116ZM70 261L72 262V260H70ZM118 261L114 264H117V263L121 264ZM71 262H70V264H74L73 262L72 263ZM108 262H107V264H108ZM54 263L57 264L55 261H54ZM50 264H52V263H50Z\"/></svg>", "mask_w": 264, "mask_h": 264}, {"label": "rangeland", "instance_id": "2", "mask_svg": "<svg viewBox=\"0 0 264 264\" xmlns=\"http://www.w3.org/2000/svg\"><path fill=\"white\" fill-rule=\"evenodd\" d=\"M107 1H108V2H107ZM107 1H106V0H105V1L102 0L101 2H104V3H103V4L101 3V4L104 5V7L102 6V8H103L104 11L106 12L105 14H108V13H109L110 16H109V15H106V16H105V14H103V16H104L105 18L102 17V18L100 19V18L98 17V18L102 21V23H104V26H106V28H105V27H102V25H100L102 28L99 27V28H101L99 31H101V32H99V31H94V33H96V34L98 33V34L101 35V36L97 35V38H94V37H96V35H95L94 33H92L93 36H94V37H93V38H94V42H95V43L97 42V43H96L97 46H96V44H95V45L93 44V41H91V37H90V35H88V38L90 37V41H91L92 44H93V46L91 47V49H90V46L88 47L90 50H89L88 48H86V47L89 45V44L87 43V42H89V41H88V38H87V40H86V41H87V42H86V43H87V44H86L87 46L85 47L86 51L81 52V50H83V49H79V50L76 49V50L72 51L73 53H71V57H70V60H69L70 63L65 62L64 64L67 63L65 66L62 65L63 63H62V64H61V63H58V65L54 64V67L51 66L52 64H49V65L51 66V67H49V68H50V71H51V69H52V70H53V74H54V75H53L52 72H51V75H52V76H50V80H51L50 82H51V84H52L53 81H55V82H53V84L51 85V87L53 86V87L50 89V91H51V97H50V99H49V101H48L47 103H48V105H49V104H51L52 100L54 101V102H53V105H54V106H53L52 104H51L52 106L49 105V106H50V111L52 110L53 107H54V108H55V107H56V108L58 107L57 109L55 108L56 110L51 111V112H56V111L58 112V113H57V112H56V113H53V114H54V116H53L54 118L52 119V121L55 120V118H56V120L59 119V120H58L59 122H60L61 120H63V121H61L60 123H59L58 121H55V122L53 121L54 124H55V125L53 124L54 127H53V128H52L51 126H50L51 128L48 127V128H49V131H50L51 129L55 130L54 132L51 130L50 134H51V133H53V134H52V135H49V136H53L54 139H55V137H57V138H59L58 140H57V138H56L55 140H53L52 137H51L52 139L50 140L49 137H47L48 135H45V137L48 138L47 141L49 142V140H50L51 143L53 144V146H55V144H57V143H56L57 141H58V143H61L62 140L64 141V140H66L67 138H68V140L70 139L69 143H71V144H68V140H67L66 142H63V141H62V142L64 143V145H62L63 143H61V144H57V145H58V146L56 145L57 147H56V146L54 147L55 149H54V151H53V154H55L54 152H55L56 150L61 151V149H62L61 153L57 151V154H56V158H57L56 161H57V162H58V160H59V158H60V157L58 158V156H59L60 154H61V155L64 154V155L62 156V158H63L64 160H65V158H67V159H66V162L63 161L64 163H67V161H69L68 163L70 164V161H72V160H76L75 157H74L75 155L73 156V153L71 154V151H72V150L70 151V148L73 149L72 152L75 151V153L78 152V153H76V154H80V153L83 151V149H85V148L88 147V146H89V148H88V149L86 148L87 150L90 149V146H91V149H94L93 147H95L96 145H98V146L100 145L101 148L98 147V146L95 147V148H98V149H94V151L97 150L96 153L93 151L94 153L91 152V153H93V154H91V153H89L90 150H89L88 152H87V151H83V153H82L83 157H84L85 155H89V159H90V158H91V159L95 158V160L93 159V161H94V163H96V164H92L93 162H92L91 160H89V159L87 160L88 156H85L86 158L84 159V158H82V156L79 157L80 155H77L78 157L76 156V158H80V159H82V160L84 159V161L87 160L86 165H85V162H84V161H83L84 165H82L83 163H81V161H80V164H78L77 162H78V160H80V159H77V162H76V161H75V162H76L78 165H80L81 167H82V166H83V167H84V166L87 167L88 163H89V164H92L93 167H95V165H99V166H96L95 168H97V167L99 168V167H100L99 169H98V168H97V169H98V170L103 169V170H102V171H103L102 174L100 173L101 170L98 171V170H96L95 168H94V170L92 169L93 171H91V172H94V171L96 170V172H94L93 174L97 173V174H95V175H96V178H97L98 176H99V177L102 176V177H101L102 180H101V178H99V177H98V180L95 179V177H94L93 179H92V177H91V179H92L91 181H92V182L89 181V180H90V176H91V174H90V172H89L90 169L88 170V168H91V166H90V167H89V166L87 167V170H88L89 174H88L86 171H84V172H86L85 174H88V176L86 177V175H85V176L83 175V171H82V170H81L82 172L80 171V168H81V167L78 168V166H76V163H75V162L72 161L73 164L75 163L74 165L77 167V168H76L77 171H76L74 165H73L74 168L72 167V165H71L72 163L70 164L71 167H70L68 164H65L66 167H67V170H68L69 167H70V169L72 168V170L75 169L76 172H78V170H79L80 173H81L85 178L82 177V175L78 173V176H79V177H76L77 179H75L74 176H75L76 172H74V171H72V170H71V172L68 170L69 173H68V174L66 173V174L68 175V179H65V178H67V176H62V177H65V178H62V177H61L62 179L58 176V177H57V180H55V181H58V180L60 179L61 181L58 182V185H59V184H61V185H59L58 188H53V189H54V190L56 189L55 191L57 192L59 188H60V189L63 188V190H62V189H61V190H62V192L65 190V191H64L65 193L63 192V193H64V196H63L62 194H58V193L61 191V190L59 189L60 191L57 192V195H58V197H57V203H55L56 201L54 202L53 200L56 199V197L54 196V194H55L56 192H54L53 189H51V190H53L52 192H51V190H49V191H50V194L47 193L46 195L49 196V199H50V200H52L50 206L53 204V202H54V204H58L59 206L53 205V207L51 206L50 209H49V206H48L47 209L42 210V213L44 212V213H45V216H46V214H47V216H48V213H50V210H52V212H53V208H54L55 206L57 207V208L55 207L56 209H58V210L60 209V210H61V211L59 210V212H58V210L54 209V212L57 211V212H56V215H53L54 212L51 213L52 216L54 217V219L52 218V216H51V214H50L51 219H53L54 221H55L56 216H58V217L56 218L57 220H58V218H60L58 221H55L56 223H55L54 221H51L50 218H48V220H50V222L53 224V225H52V224H51V225L54 227V228H52L53 231H54V233H53L52 229H50V230H51V231H50V232H51L50 234L53 233L52 236H55V237L57 236V237H58L57 232L59 233V232L62 231V233H59L60 236L58 237V239H60V237H61V239L64 238V237H65V239H67V237H68V236H67V235H68L67 232H69V235H71V238L68 237V239H73V237H75V236H73V233H74V235L76 234V237H77V234L80 233L79 236L77 237V238H79L80 235L82 234V232L84 233V231L87 232V231L89 230V231L91 232L90 234H93V231H92V230H95L96 228L98 229V227H100V228L98 229V230H100V231H99V234L96 233V231H94L95 234H98L99 238H100V237H103L104 239H106V238H105V236H106L107 238H111V239H113V240H111V239H110V240L113 241V242L115 241L116 244H118V243H120V242H122V241H125L126 238H129V237H130V236H129V233H130V230L132 229V227L129 226V225H130L129 222H131V225H133V222L135 221L133 226H136V225H137V227H133V228H138V230H139V228H140V230H139V232H140L142 226H143V228L145 227L144 229H146V228L148 229L149 226H150V229H148V230H152L155 226H158V224H159V219H161V218H158V219H157V217H162V216H161V211H160L159 209H157V208H156V209H157L158 211H160V213H159L160 216H158L159 214L157 215L156 212H158V211L155 212V208H154V207H153V208L151 207L154 211H152V210L150 209V210H149V214H148V209H144V210H143V211H145V212H146V210H147V214H146L145 212H144V213H145V214H144V213L139 209V204H140V202L144 203V201H145L147 198H148V199H151V197L154 196V192H153V195L151 196V192H152V191H151L150 193H148V197H146V196H145L144 198H143V197H140V196H143V195H141V193L143 194L144 191L149 192L148 188H146V190H145V188H144V190L141 191V192L139 191V192H140V195H139L140 198L136 196V197H137V200L140 201V202H138L139 204L136 203L137 201L135 202L134 199H135L136 197L134 196V197H135V198L133 199V201H134V205H135V203H136V205H137V207H138V211H137V209H136V210H135L136 213L134 214V212H133V213L131 214V216H133V217H130V219H129V217H128V219H126L125 216H127L126 213H127V209H128V207L131 206L130 210H131V211H132V210L134 211V209L132 208V207H134V205H130V204H128V203L126 202L127 198H124V197H126V195H127V197L129 198V197H130L129 195H130L131 193H128L129 195H128L127 193H124L125 196H122V197H121V193H120V196H118L119 194H117V193L119 192V189L122 187V183L125 185V182H122V180H120V179L122 178V179L124 180V178H125L126 176H127V177L130 176V175H131V173H130L131 170L129 171L130 175H127V174H126V176H124V177H120L121 175L118 177L117 175H119V174H117V173L120 172V174L122 173V175H123V171L126 169V168H125V165H126V166H127V164L129 165V164H130V161L132 162V160H133L132 158L129 159L128 156H126V157L124 156L125 159H126V158L129 159V160L126 159V160H128L129 162H127V164H124V162L126 163V161L123 160L124 158H123V159H120L118 153H120L119 151H121V150L124 149L123 147H125V145H126V142H125V141H127L126 138L129 136L128 133H130V132L132 133V132H133L134 135H135L136 133L139 132V130H138V132H137L136 129H133L132 126H131V127L129 126V128H128V125L126 126V123H124V121L126 120L127 112H128V111H127V112L125 113V107L127 106V104L129 105V103H127V102L129 101V99H128V100H125V99H124V98H125L124 95L126 94V93H125L126 91H127V94H129L130 92H133V91L135 90V89L133 88L134 90L132 89L133 91H132V90L130 91V89L133 87V85H135V83H136V81H137L136 79H138L137 76H138L139 74H137V73H140V67H138V65H137V63H138V59H137V56H136L137 53H136V54L134 53V47H135V46H139L140 49H141V47H142V49L144 48V43H143V41H139V39L142 40V38H140V37H142V35H141V36L138 35V34H141V33H142L141 30H142L143 27L141 28V26H142V25L144 24V22H145V20H144V16H141V15H144V14H143L144 11L146 12V9L148 8L147 6L150 5V4H148L149 1L152 2V3L149 2V3H151V6H149V8L152 7V4H154V3H153L152 0H138V1H137V0H131V2H128V0H107ZM123 1H124V2H123ZM132 1H133V2H132ZM147 1H148V2H147ZM155 1H164V0H155ZM105 2H106V3H105ZM126 2H128V3H127L128 6H127L126 4H124V3H126ZM141 2L144 3V4L142 5L143 8H142V6L139 7V6L142 4ZM107 3H108V5H107ZM121 3L124 5V7H125V6L127 7V8L125 7V9L127 10V14H128V16H125V14H126V10H125V12H124V10H123L124 7L121 5ZM145 3L148 4V5H145ZM105 5H107V6L105 7ZM120 5H121V7H120ZM130 5H131V6H130ZM129 6H130V7H129ZM144 6H146V8H144ZM119 7H120V9H119ZM128 7H129V9H128ZM105 9H107V11H106ZM118 9H119V10H118ZM137 9H138V10H137ZM139 9H140V10H139ZM114 10L117 11L118 13H116ZM147 10H148V9H147ZM205 10H206V9H205ZM205 10H204V11H205ZM102 11H103V10H102ZM109 11H110V12H109ZM122 11H123L125 14L122 13ZM131 11H133V12H131ZM137 11H138V13H140V14L142 13L141 15L139 14V17H143V18H141L143 24H142V22H141V25L138 24V25L135 26V25H132V23H133V24H135V22L140 23V21H141V19L138 18ZM142 11H143V12H142ZM111 12L114 13V15H115V14H116V15L113 16V14H112ZM128 12H129V13H128ZM102 13H104V12H102ZM110 13H111L112 15H111ZM119 13H120V14L122 13L123 15L121 14L122 16H120ZM146 13H148V12H146ZM146 13H145V15H146ZM127 14H126V15H127ZM130 14H132V15H130ZM133 14H134V16H133ZM117 15H118L119 17H117ZM135 15H136V18H135ZM101 16H102V15H101ZM107 16H108V17H107ZM123 16H124L125 18H120V17H123ZM129 16H130V18H129ZM112 17H114V18L117 17V18H115L114 20H116V21L118 20V21H117L118 23H120V22H121V19H122L121 24H118L117 26H113V24L115 25V23H117V22L113 21V20H112V19H113ZM108 18H109V19H108ZM119 18H120V19H119ZM133 18H135L136 20L133 19ZM145 18H146V17H145ZM123 19H126V21L128 20L127 22L125 21V22L128 23V24H124L125 22H124ZM132 19H133V20H132ZM137 19H138L139 21H138ZM107 20H108L109 22L111 21V23H112V24L109 23V24H111L110 30H111L112 32H111L109 29H107V27L109 26V24H108V26H107V24H106V23H108ZM134 20H135V21H134ZM143 20H144V21H143ZM119 21H120V22H119ZM113 22H115V23H113ZM100 23H101V22H100ZM122 24H123L124 26H123ZM136 24H137V23H136ZM121 25H122V26H121ZM125 25H127L126 27L130 28V30H131V31L129 30L130 32L127 31V29L125 28ZM128 25H129V26H128ZM130 25H131V26H130ZM98 26H99V22H98ZM119 26H121V27L119 28ZM112 27H113V29H112ZM99 28H98V29H99ZM103 28H104L105 30H104ZM122 28H123V29H122ZM131 28H133L134 30H132ZM137 28H138L139 30H137ZM96 29H97V28H96ZM114 29H115V30H114ZM120 29H122V31H119V32H120V35H119V34H118L119 32L117 33V32H115V31H116V30L118 31V30H120ZM135 29H136L137 31H139V33H137V31H136ZM93 30H95V28H92V30H90V32H93ZM102 30H103V31H102ZM123 30H124V31H123ZM186 30H187V29H186ZM188 30H189V29H188ZM188 30H187V31H188ZM132 31H133V32H132ZM134 31H135V33H134ZM187 31H185V33L188 34L189 32H191V31H193V30H192V28H191V30H189V32H187ZM106 32H107V33H106ZM113 32H114V34H113ZM183 32H184V31H183ZM102 33H103V34H102ZM110 33H111V34H110ZM130 33H131V34H130ZM90 34H91V33H90ZM92 34H91V36H92ZM104 34H105V35H104ZM108 34H109V35H108ZM126 34H127V36H126ZM136 34H137V36H135ZM114 35H115V36H114ZM112 36H113V37H112ZM121 36H122V37H121ZM123 36H124L126 39H124ZM128 36H129V37H128ZM138 36H139V39H138ZM100 37H102L103 40H101ZM106 37H107V38H106ZM135 37H136V38H135ZM180 37H181V36H180ZM110 38H111V40H110V42L108 43V40H109ZM133 38H134L135 40H134ZM161 38H162V37H161ZM178 38H179V37H178ZM182 38H184V37L182 36ZM95 39H96V40H95ZM99 39H100V40H99ZM106 39H107V41H106ZM114 39H115V41H114ZM117 39H118V40H117ZM136 39L139 41V43H136V42H138ZM163 39H164V38H163ZM163 39H162V40H163ZM203 39H205V38H203ZM203 39L199 40V41H200L199 43H202V42H203V43L208 44V42H206L208 39H207V40H203ZM98 40H99V41H98ZM104 40H105V41H104ZM119 40H122L123 43H124V41L127 42V43H124V44L122 43L123 46H121V45H120V44H121V41H119ZM160 40H161V39H160ZM160 40H159V41H160ZM162 40H161V41H162ZM100 41H101V42H100ZM113 41H114V42H113ZM201 41H202V42H201ZM91 42H90V43H91ZM104 42H105V43H104ZM112 42H113V43H112ZM115 42H116V43H115ZM118 42H119L120 44H119ZM117 43H118V44H117ZM135 43H136V45H135ZM210 43H211V42L209 41V44H210ZM133 44H134V46L131 47ZM101 45H102V46H101ZM106 45H109V46L111 45V46L109 47V46H106ZM115 45H117V46H115ZM119 45H120L121 47H120ZM142 45H143V46H142ZM104 46H105V47H104ZM112 46H113V47H112ZM171 46H173V44H172ZM207 46H209V45H207ZM99 47H101V49H100ZM106 47H107V49H106V50H105V49L103 50V48H106ZM114 47H115V48H114ZM118 47H119V48H118ZM129 47H130V49H129ZM169 47H170V46H169ZM96 48H97V49H96ZM112 48H113L114 50H112ZM117 48H118V50H117ZM131 48H133V49H131ZM135 48H136V47H135ZM171 48H173V47H170L169 49H171ZM207 48H208V47H207ZM85 49H84V50H85ZM99 49L101 50L100 52L97 51V50H99ZM121 49H122L123 51H122ZM125 49H127V50H125ZM128 49H129V51H128ZM184 49H187V48H184ZM102 50H103V51H102ZM107 50H109V53H107V56H108V57L105 55ZM110 50H111V51H110ZM119 50H121V51H119ZM130 50H131V51H130ZM132 50H133V51H132ZM89 51H90V54H89ZM114 51H115V52H114ZM118 51H119V53H118ZM127 51H128V52H127ZM135 51H136V49H135ZM181 51H182V52L186 51V52L188 53V50H183V49H182ZM85 52H86V53H85ZM98 52L100 53V55L98 54ZM101 52H102V53H101ZM121 52H122V54H120ZM78 53H83V54H82L83 56H84V54H85L86 57H84V58L86 59V61L88 60L87 62H88L89 64L86 63V61H84L86 64H85V63H84V64L81 63V62H83V61H81V60H83L84 58L79 59L80 56L82 57V55H80V54L78 55ZM87 53H88L89 55H88ZM91 53L94 54V55L92 56ZM96 53H97V55H96ZM104 53H105V54H104ZM111 53H113V55H111V57H109V55H110ZM117 53H118V54H117ZM131 53H134L135 56L133 55V57H131V56H132ZM159 53L161 54V52H159ZM159 53H158V55H159ZM74 54H75V55H74ZM76 54H77V55H76ZM114 54H115V55H114ZM101 55H103V56L101 57ZM116 55H117V56H116ZM120 55H121V56H120ZM184 55H185V54H184ZM75 56H76V57H75ZM77 56H79V57H77ZM104 56H105L106 58H103ZM112 56H113V57H112ZM124 56H125V57H124ZM129 56H130V57H129ZM87 57H89V58H87ZM92 57H95V58L97 57V58H96V59H95V58L93 59ZM74 58H76L77 60L72 61ZM91 58H92V60H91ZM101 58H102V59H101ZM108 58H109V59H108ZM113 58H114V59H113ZM124 58L127 60L126 62H125V61H124V62L122 61V60H125ZM85 59H84V60H85ZM97 59H98V60H97ZM104 59H105V60H104ZM106 59H107V60H106ZM112 59H113V62H112ZM120 59H121V60H120ZM79 60H80L81 62H80ZM94 60H95V62H94ZM100 60H101V62H100ZM103 60H104V62H103ZM69 61H68V62H69ZM77 62L81 63V65H80V64H79V65L77 64V66H76L75 63H77ZM99 62H100V63H99ZM110 62H111V63H110ZM115 62H116V63H115ZM90 63H91V65H90ZM93 63H94V64L96 63L97 65H96V64L94 65ZM98 63H99V64H98ZM104 63H106V64L104 65ZM108 63H109V64H108ZM121 63L123 64L122 66H121ZM134 63H135L137 66H135ZM59 64H60V65H59ZM72 64H73V65L75 64V65L73 66ZM125 64H126L127 66H125ZM61 65H62L63 67H62ZM67 65H68V66H67ZM84 65H85V66H84ZM92 65H94V66H92ZM99 65H100L101 67H100ZM114 65H115L116 68L113 67ZM119 65H120V66H119ZM132 65H134V66H132ZM72 66H73V67H72ZM79 66H80V68H82V69H79ZM90 66H91V67H90ZM96 66H97V67H96ZM102 66H103V69H104L105 67H106V68L103 70V69H102ZM107 66H108V68H107ZM77 67H78V68H77ZM129 67H130V68H129ZM137 67H138V68H137ZM67 68H68V70H67ZM112 68H113V70H112ZM114 68H115V70H116V69H117V70L115 71ZM71 69H72V70H71ZM121 69H122V70H121ZM127 69H128V71H127ZM141 69H142V68H141ZM70 70H71V71H70ZM98 70H100V71H98ZM108 70H109V71H108ZM130 70H132V71H130ZM133 70H134V71H133ZM47 71H49V70H47ZM62 71H64V72H62ZM68 71H69L70 73H69ZM122 71H123V72H122ZM135 71H136V75L133 74V73H135ZM142 71H143V69H142ZM65 72H66V73H65ZM73 72H74V73H73ZM75 72H76V73H75ZM79 72H80V74H79ZM108 72H110V73L113 72V73H112V75H111V74L108 73ZM72 73H73V74H72ZM81 73H83L84 75L81 74ZM95 73H96V74H95ZM100 73H101V74H100ZM141 73H142V72H141ZM48 74L50 75V72H49ZM75 74H76L77 77H75ZM77 74H79V75H77ZM93 74H94L95 76H94ZM107 74H108V75H107ZM109 74H110V76H109ZM131 74H132V75H131ZM72 75H73V76H72ZM80 75H82V76H80ZM104 75H105V76L107 75V77H111V78L109 79V78H107V77H104ZM123 75H124L125 77H122ZM140 75H141V74H140ZM165 75H166V74H164V76H165ZM92 76H93V78H92ZM112 76H113V77H112ZM118 76H119L120 78H119ZM162 76H163V75H162ZM62 77H63V81H64V82L61 80ZM78 77H79V78H78ZM90 77H91V78H90ZM101 77H102V78H101ZM135 77H136V78H135ZM55 78H56V79H55ZM75 78H77V79H75ZM122 78H123V79H122ZM124 78H125L126 80H125ZM53 79H54V80H53ZM82 79H83V80H82ZM93 79H94V80H93ZM100 79H102V82H101ZM130 79H131V80H130ZM132 79L135 80V81L132 82V81H133ZM52 80H53V81H52ZM56 80H57V81L59 80V82L57 83ZM85 80H86V81H85ZM96 80H97V81H96ZM115 80H116V81H115ZM117 80L120 81L121 83L118 82ZM123 80H124V81H123ZM129 80H130V81H129ZM66 81H67V82H66ZM74 81H75V82H74ZM87 81H89L90 84L87 83ZM90 81H91V82H90ZM111 81H112V82H111ZM113 81H114V82H113ZM125 81H127V82H125ZM62 82L64 83V85H63ZM98 82L103 83V86H102V84H101V87H104V88H103V89H104L103 91H104L105 93L102 91V88L99 90V88H100V83H98ZM110 82L112 83V86H111V87H113V88H111V87L109 88V87H108L109 85H111ZM116 82H118V83H116ZM71 83H72V84H71ZM73 83H74V84H73ZM94 83H96V84H94ZM123 83H124V84H123ZM125 83H127V84H125ZM132 83H134V84L132 85ZM57 84H58V85H57ZM60 84H62V86H63L64 89L61 87ZM65 84H66L68 87H67V86L65 87ZM86 84H89V85H91L92 87H94V86L96 85V88L99 87V88L96 89V90H95V87H94V88H91L90 90L88 89V91H91V92H92V90H93V91L96 93V91L99 90L100 92H101V91H102V92L99 93V91H98V93H96V94H98L97 96H93V95L95 94V93H93V92H92L91 94H90V92H88L90 95L93 94V95H92L93 97L91 98V97L89 96V94H84V93H85L84 90H85V86H86ZM93 84H94V86H93ZM116 84H117V85H116ZM54 85H57L59 88H61L60 90L64 91V92H63V93H64V94H63L64 98H63V96L61 95V94H62V93H61L62 91L60 92L59 89H56V86H54ZM72 85H73V86H72ZM89 85H88V86H89ZM97 85H98V86H97ZM113 85H115V86H113ZM123 85H124L125 87H124ZM129 85H130V86H129ZM76 86H77V88H76ZM80 86L84 87V89H83L82 87H80ZM88 86H86V87L88 88ZM91 86H89V88H90ZM119 86H120V88H118ZM122 86H123V87H122ZM126 86H129V87H126ZM58 87H57V88H58ZM65 88H67V89H65ZM78 88H79V90L81 89L80 92L78 91ZM87 88H86V89H87ZM105 88H106V90H105ZM107 88H108V89H107ZM116 88L118 89V91H116V90H117ZM126 88H127L128 90H127ZM54 89H55V90H58V91H57L58 93L55 91L57 94L53 91ZM110 89H111V90L113 89V90L111 91ZM114 89H115V90H114ZM123 89H124V90H123ZM76 90H77V92H76ZM81 91H82V92H81ZM83 91H84V92H83ZM107 91H108V93H107ZM109 91H111V92H109ZM113 91H115V92L113 93ZM129 91H130V92H129ZM59 92H60L61 94H60ZM66 92H67V94H66ZM70 92H71V95H70ZM72 92H73V93H72ZM74 92H75V93H74ZM78 92H79V94H76V93H78ZM53 93H54V96L52 95ZM81 93H83V95H88V97H90L92 100L94 99V97H95V99H96L99 95H100V96H103V97L105 96V98H106L107 96H108V97H107L106 99H103L102 97H99L100 99L97 98V101H98V99H99V100L102 99V100L99 102V103H100V106H99V104H98V106H97V107H101V106H102V107L99 109V108L95 107V106L97 105V103H98L97 101H95V102L92 101V102H91V100H90V99L88 100V97L85 96V97H87V100H86V98L84 99V96H83V95H82L83 97H81V95H80ZM86 93H87V90H86ZM111 93H113V94H111ZM72 94H75V95L72 96ZM101 94H102V95H101ZM109 94L111 95V97H110ZM127 94H126V96H127ZM130 94H131V96H132V93H130ZM68 95H69V96H68ZM76 95H77V96L79 95V96L77 97ZM112 95H113V97H112ZM114 95H115V96H114ZM119 95H121V96H119ZM55 96H56V97H55ZM57 96H58V98H57ZM67 96H68V97H67ZM70 96H71V97H70ZM131 96H130V97L128 96V98H131ZM53 97H54V98H53ZM61 97H62L63 99H65L66 97H67V98H66L65 100H62ZM72 97H73V98H72ZM74 97H75V98H74ZM79 97L82 98L83 100L80 99ZM118 97H119V98H118ZM51 98H53V99L51 100ZM70 98H72V99H70ZM132 98H133V97H132ZM60 99H61V100H60ZM95 99H94V100H95ZM122 99H123V100H122ZM126 99H127V97H126ZM57 100H59V101H57ZM67 100H68V101H67ZM69 100H71V101H73V102H70ZM81 100H82V101H81ZM84 100H85V101H84ZM106 100H108V101H106ZM110 100H111V101H110ZM121 100H122V101H121ZM124 100H125V101H124ZM133 100H134V99H133ZM62 101H63V102H62ZM75 101H77V102L80 101V102H79L80 104H81V102H82L81 106L84 105V102H87V101L89 102V101H90L91 103H90V102H89V103L87 102V107H83V106H82V108H84V109L86 108L85 111L88 110L89 112L93 110L92 112H93L95 115H94L92 112H90V113L87 114V116H83V115L85 114V111L82 110V108H80L81 106H79L80 104H78V103L75 102ZM102 101H103V102H102ZM119 101H120V103H119ZM57 102H58V103H57ZM61 102L64 104V107H63V108H61V107L63 106V104H62ZM69 102H70V103H69ZM74 102H75V103H74ZM130 102H131V101H130ZM132 102H133V101H132ZM73 103H74V105H73L74 107L71 105V104H73ZM76 103H77V104H76ZM93 103H95V104H93ZM103 103H104V104L106 103V105H104ZM125 103H126V105H124ZM59 104H60V105H59ZM69 104L71 105L70 107H69ZM111 104H113V105H111ZM121 104H123L124 107H122ZM76 105H77L78 107H77ZM90 105H92V107H89ZM109 105H110V106H109ZM85 106H86V103H85ZM118 106H119L120 108H119ZM51 107H52V108H51ZM67 107H69V108H67ZM72 107H73L74 109H73ZM88 107H89V108H88ZM93 107H94V109H93ZM105 107L107 108V110L105 109ZM117 107H118V108H117ZM128 107H130V105L127 106V108H128ZM64 108H65V109H64ZM70 108H71L73 111H72ZM77 108H78V109H77ZM79 108H80L81 111L79 110ZM121 108L124 109V112H123V109H121ZM75 109H76V111H74ZM103 109H105V111H104ZM119 109H120V110H119ZM63 110H64V111H63ZM66 110H67V111H66ZM77 110H79V111H77ZM94 110H95V111H94ZM115 110L118 112V115H117V112H116V113L114 112ZM118 110H119V111H118ZM127 110H128V109H127ZM59 111H60V112H59ZM65 111H66V113H65ZM83 111H84V112H83ZM102 111H104L106 115H105L104 112H102ZM120 111H122L123 113H121ZM129 111H130V110H129ZM51 112H50V113H51ZM62 112L65 113V114H63ZM67 112H68V113H67ZM72 112H74V113H72ZM75 112H76V113H75ZM79 112H81V113L83 112L84 114L82 113L83 115H81ZM119 112H120V114H122V115L120 116V118H122V116L125 115V117L123 116L124 120H123V118H122V119H119V123H120L121 120H123V122H121V124L123 123L122 125L126 126L128 129L125 127V129L123 130V126H121L120 124H119V125L121 126L120 128H122V129L118 128L119 125L116 126V123H115V122H113V125H112V124L110 125V124H109L110 122H107V121H109V120L111 121V119H112V121H113V116H114V114H115L116 116H118V118H119V115H120ZM60 113H61L62 115H61ZM86 113H87V111H86ZM110 113H111L113 116H110V115H111ZM124 113H125V114H124ZM128 113H129V112H128ZM73 114H74V115H73ZM89 114H90L91 116L93 115V117H96V118H93V117H92L93 121H94V119H97L98 121H97V120H95L94 122L91 121L92 119H91V116L89 117ZM97 114H99V115H97ZM102 114H103V117H101ZM129 114H130V113H129ZM51 115H52V113H51ZM59 115H60V116H59ZM63 115H64V116L68 115V116H67V117H64ZM76 115H77V116H76ZM37 116H39V115H37ZM37 116H36V117H37ZM62 116H63V117H62ZM81 116H82V117H81ZM105 116H106V117L109 116V117L106 119ZM36 117H35V118H36ZM40 117H41V116H39V118H40ZM51 117H52V116H51ZM57 117H59V118H57ZM74 117H76V118H74ZM99 117H100V118H99ZM127 117H128V116H127ZM31 118H32V117H31ZM37 118H38V117H37ZM66 118H67V119H66ZM78 118H80L82 122L79 121V120H77ZM87 118H88V119H87ZM89 118H90L91 120H89ZM101 118H102V119H101ZM118 118L116 119V118L114 117V119H116V122H118ZM74 119H75V121H76V120H77V121H76V122L73 121ZM85 119H86V121H83V120H85ZM108 119H109V120H108ZM36 120H37V119H36ZM38 120H39V119H38ZM66 120H67V121H66ZM88 120H89L90 122H92V123H91V124H92V127L88 126V127H90V128L87 127ZM105 120H106V121H105ZM64 121H65V124H64ZM102 121H103V122H102ZM104 121H105V123L107 122L108 125H110L111 128H112L114 131H112L111 128H110V129H106V128L108 127V126H107V123H106V124H105V125H106V128H105V129H106V130H111V132H110V131H106L107 133H105V131H104V127H105V125H104ZM114 121H115V120H114ZM57 122H58V123H57ZM71 122H75L74 124H76V125L73 126V125H72L73 123H71ZM80 122H81V123H80ZM84 122H85V123H84ZM86 122H87V123H86ZM90 122H89V123H90ZM101 122H102V124H101ZM61 123H62V125H64L63 127H61ZM67 123H71L70 125H72L74 128H75V127H78V126L80 127V124H81V127H82V124H84L83 127L86 126V130H84L85 127H84V128H83V127H82V128H81V127H80V128L78 127V129H76V128L74 129V128H72V126H70V125L67 124ZM79 123H80V124H79ZM95 123H96V125H95ZM114 123H115V124H114ZM57 124H58V125L60 124V126H58ZM66 124L68 125L67 127H65ZM78 124H79V125H78ZM93 124H94V125H93ZM97 124H98L99 126H101V128L98 127ZM51 125H52V124H51ZM89 125H90V124H89ZM102 125H103V126H102ZM55 126H56V127H55ZM113 126H114V127H113ZM156 126H157V125H156V124H153V123H152V124H148V128H150V129H152L153 127H156ZM60 127H61V128H60ZM137 127H138V128H139V127L141 128V126H137ZM40 128H42V127L40 126L39 129H40ZM48 128H47L46 130H44V129H40V130H39V129H38V131H39L38 133H36L37 130H36L35 132L32 131V132H33V135H34L35 133H36L37 135H36V134L34 135V136H35V140H34V142L31 144V145H33V144H34V145H33V146L30 145V146H31V147H30L31 150L36 149V147L38 148L39 145L42 144V143H44L43 145H46V147L49 146V148H53V147H51V145H49V144H51L50 142L48 143V142L46 141V142L48 143V146H47V143H45V141L42 142V143H40V141L42 140V138H41V140L38 139V136L41 135V134H43V131H44V132L47 131V133L45 132V134H48ZM55 128H56V129H55ZM63 128H65V129H63ZM68 128H69V129H68ZM70 128H71V129H70ZM93 128H94V129H93ZM108 128H109V127H108ZM115 128H117V129H115ZM140 128H139V129H140ZM143 128H145V124H144V127H143ZM181 128H182V127H180V126L162 125V126H160V130L163 132L164 135H162V137H159V138L164 139V137L167 136L168 134H170L171 132L179 131V129H181ZM57 129H58V130H57ZM67 129H68V130H67ZM72 129H73V130H72ZM81 129H82V130H81ZM88 129H89V131H88ZM95 129L97 130V131H95V132H96V134L98 133V135H96V134L93 135V133H95V132H94ZM99 129H100V131H99ZM102 129H103V130H102ZM129 129H130V130H129ZM56 130H57V133H56ZM61 130H62V132H61ZM63 130H64L65 132L67 131V135H66L65 139H63V138H64L63 136H65V132L63 133ZM74 130H75L76 132H75ZM83 130H84V131H83ZM121 130H122V131H121ZM135 130H136V131H135ZM142 130H143V129L141 128L140 131H142ZM145 130L148 131V129H145ZM145 130H144V131H145ZM68 131H69V132H68ZM72 131H73V132H72ZM82 131H83V132H82ZM123 131H124V132H125V131H129V132H125V133H124ZM58 132H59V133H58ZM86 132H87V133H86ZM91 132H93V133H92V137H91V135H90ZM102 132H104L105 136L103 135ZM112 132H113V133H112ZM135 132H136V133H135ZM55 133H56V134H55ZM68 133H71V134H68ZM72 133H73V134H72ZM126 133H127V134H126ZM131 133H130V134H131ZM140 133H142V132H140ZM140 133H139V134H140ZM144 133H145V132H144ZM85 134H86L87 137H86V136L82 137V136L85 135ZM100 134H102V136H103L102 138H101V135H100ZM122 135H123V136H122ZM142 135H143V133H142ZM142 135H141V136H142ZM144 135H146V134H144ZM61 136H62L63 138H62ZM73 136H75L74 138H76V139H74ZM94 136H95V137L97 136L96 139H98V137L100 136L98 142L102 141L103 138H104V139H105V138H109V139H107L106 141L103 140L102 143L100 142V144H98V142L96 141V139H95ZM112 136H114L113 139H112ZM130 136L132 137V134H131ZM141 136L138 135V137H141ZM147 136H148V135H147ZM41 137H42V136H41ZM70 137H71V138H70ZM81 137H82V138H81ZM136 137H137V135H136ZM138 137H137V138H138ZM142 137H143V136H142ZM142 137H141V139H142ZM149 137H150V136H149ZM149 137H146V138L144 137L145 139L143 138L144 141L142 142V145H140V146H142L143 149L146 147V146H144V145H147V144H145V142H146V140H147V142H148ZM47 138H46V139H47ZM84 138H86V139L83 141ZM89 138H90L91 141L88 140ZM91 138H92V139H91ZM128 138H130V137H128ZM137 138H136V139H137ZM147 138H148V139H147ZM46 139H45V140H46ZM72 139H73V140H72ZM114 139H115V140H114ZM131 139L134 140V137L131 138ZM131 139H130V140H131ZM37 140H39V142H38ZM43 140H44V138H43ZM52 140H53L54 142H53ZM59 140H61V141L59 142ZM76 140H78L79 142L76 141ZM80 140H82V142H81ZM94 140H95V141H94ZM123 140H124V141H123ZM128 140H129V139H128ZM130 140H129L128 142H131ZM137 140H138V139H137ZM149 140L152 141V140H153V137L151 136ZM72 141H75V142L73 143ZM121 141H122V142H121ZM135 141H136V140H135ZM138 141H140V139H139ZM80 142H81V143H80ZM83 142L85 143V146H84V143H83ZM86 142H87L88 144H86ZM89 142H90V143L92 142V143L90 144ZM95 142H96V143H95ZM124 142H125V143H124ZM128 142H127V143H128ZM38 143H39V144H38ZM66 143H67V144H66ZM79 143H80V144H79ZM82 143H83V144H82ZM103 143H104V144H103ZM119 143H120V146L118 145ZM122 143H124V146L122 145ZM136 143H137V142H136ZM138 143H139V142H138ZM138 143H137V144H138ZM24 144H25V143H24ZM36 144H37L38 146H37ZM105 144H106V145H105ZM129 144H130V143H128L127 145H129ZM140 144H141V141H140ZM43 145H40V147L43 146ZM67 145H68V146L71 145V146H73V147L70 146V147L68 148ZM81 145H82V146H81ZM101 145H102V146L105 145V146L102 147ZM74 146H76V147H74ZM108 146H109V147H108ZM122 146H123V147H122ZM143 146H144V147H143ZM159 146H162V145H159ZM159 146H157V147L159 148V149H157V150H161L162 147H159ZM46 147H45V151H47V150L49 149V148H48V149L46 150ZM58 147H61V148H58ZM78 147H79V148H78ZM80 147H81V148H80ZM121 147H122V148H121ZM127 147H128V146H127ZM26 148H27V147H26ZM63 148L66 149V150H63ZM77 148H78L79 151L77 150ZM99 148H100V149H99ZM105 148H107V149H105ZM109 148H110V149H109ZM119 148H120V149H119ZM125 148H126V147H125ZM138 148H139V147H138ZM23 149L25 150V148H22V152H23ZM39 149H40V148H39ZM39 149H37L35 153H37V152L39 151ZM81 149H82V150H81ZM86 149H85V150H86ZM112 149H113V150H112ZM116 149H117V150H116ZM152 149L155 151V148L152 147ZM27 150H28V149H27ZM31 150H30V151H31ZM67 150H68V151H67ZM80 150H81V152H80ZM103 150H104L105 152H104ZM127 150H128V148L126 149V151H127ZM146 150H148V146H147V148H145V151H146ZM153 150H152V151H153ZM28 151H29V150H28ZM43 151H44V150H43ZM48 151H52V149H51V150H48ZM64 151H67V152H66L67 154L64 153ZM91 151H92V150H91ZM126 151H124V153H125ZM128 151H130V149H129ZM136 151H137V150H136ZM136 151H135V152H130V153H129V152H128V153L126 152V153H127L126 155H129V154L131 155V154H134V153H135V158H134V160H136V161L132 162L133 164H132V163L130 164V166H131L130 168H128V166H127V170L132 169V168H133V165H135V162H138L139 164H143V166H142V170H145V167H146V166L144 167V162H143V161H142L143 163L140 162L141 160L138 159V152H136ZM26 152H27V151H26ZM40 152H41V151H39V153H40ZM68 152H69L70 154H69ZM99 152H100V153H99ZM107 152H108V153H107ZM142 152H143V151H142ZM43 153H44V152H42V155H43ZM46 153H47V152H46ZM59 153H60V154H59ZM84 153H86V154H84ZM87 153H89V154H87ZM102 153H103L104 156H102ZM104 153H105V154H104ZM122 153H123V152L121 151V154H122ZM124 153H123V154H124ZM139 153H140V152H139ZM147 153H148V151H147ZM149 153L151 154V151H150ZM0 154H1V155H0V157H1V158H0V196H1V195H2L1 192L5 190L6 185H7L8 183H10V184L12 183L11 181L7 180V177L10 175L9 177H11V176H12V177H11V178H8V179L15 181L16 179H15V177L13 178V176H15L14 174H17V173L20 171V169H21L20 167H23L22 165H23L24 163L21 162L20 165L18 164V165H16V166H14L15 168H13V166L10 167V163H9V162H6L7 160H5V159L3 158L1 151H0ZM21 154L23 155V157H25L24 155H27V156H28L29 154H32V153H31V152H28V153H21ZM44 154H45V153H44ZM65 154H66L68 157H67V156L64 157ZM68 154H69L70 156L72 155V157H73L74 159H73L72 157H70V158H71V159H70ZM97 154H98V155H97ZM100 154H101V155H100ZM116 154H117V155H116ZM121 154H120V155H121ZM123 154H122V155H123ZM140 154H142V153H140ZM140 154H139V155H140ZM145 154H146V153H145ZM145 154H144V156H145ZM34 155H35V154H34V151H33V156H34ZM61 155H60V156H61ZM91 155H92V156H91ZM105 155H106V156H105ZM130 155H129V156H130ZM148 155H149V154H148ZM27 156H26V157H27ZM30 156H31V155H30ZM30 156H28V158H30ZM33 156H31V158H33ZM107 156H108V157H107ZM109 156H113V159H111L112 157H109ZM116 156H117V157H116ZM131 156H132V155H131ZM141 156H142V155H141ZM144 156H143V157H144ZM39 157H40V156H39ZM143 157H142V158H143ZM145 157H147V158H145ZM145 157H144V158L146 159V162H145V163H147L146 165H148L149 163H152V162L149 161L147 154H146ZM114 158H115V159H114ZM116 158H119V159H120L119 161H121V160H122V161L119 162V164H118V163H117V162H118V159L116 160ZM139 158H140V156H139ZM1 159H2V160H1ZM53 159H54V161H55V155H54V158H53ZM147 159H148V160H147ZM29 160H30V159H29ZM96 160H97L99 163H97ZM110 160H114V161L110 162ZM150 160H151V159H150ZM3 161H5V162H3ZM23 161H24V160H23ZM30 161H31V160H30ZM54 161H52V167L55 166V167L57 168V167H58V166H56L57 162L55 161L56 164L54 165V164H53V163H55ZM148 161H149V162H148ZM151 161H152V160H151ZM27 162H28V160H27ZM27 162H25V163L27 164ZM90 162H92V163H90ZM2 163H3V164H2ZM4 163H5V164H4ZM29 163H30V162H29ZM58 163L61 164V163H62V160H61V162H58ZM64 163L61 164L62 167H63ZM110 163H111V164H110ZM114 163H115L116 165H115ZM122 163H123V164H122ZM222 163H223V162H222ZM226 163H227V162H226ZM226 163H225V164H226ZM117 164L120 165V166H118ZM161 164H162V162H161ZM164 164H165V166H166L167 164L169 165V162H168V161H167V163L164 162ZM164 164H163V165H164ZM53 165H54V166H53ZM57 165H58V164H57ZM61 165H60V167H61ZM112 165H114V166H112ZM121 165L123 166V168H122L123 171L119 168V167H122ZM136 165H137V164H136ZM221 165H222V164H221ZM17 166H18V167H17ZM25 166H26V165H25ZM27 166H28V165H27ZM68 166H69V167H68ZM115 166L118 167L119 171H116V170H118V169H115V168H116ZM148 166H149V165H148ZM6 167H7V168H6ZM9 167H10V168H9ZM29 167H30V164H29V166H28L27 168L29 169ZM55 167H54V168H55ZM60 167H59V168H60ZM86 167H84L85 169H84V168H83V169L86 170ZM93 167H92V168H93ZM111 167H112V169L114 168L113 171H115V172H113V171L111 172V169H110ZM143 167H144V168H143ZM162 167H163V166H162ZM18 168H20V169H18ZM56 168H55V170H58V168H57V169H56ZM139 168H141V167H140V166H137V168H135V171H134V172H136V169H139ZM188 168H190V165L188 166ZM8 169H9V170H8ZM16 169H17V171H13V170H16ZM23 169H26V167H24ZM60 169H61V168H60ZM60 169H59V172L61 171ZM64 169H65V168L63 167L62 171H66V172H68L66 169H65V170H64ZM108 169H109V170H108ZM147 169H148V167H147ZM5 170H6V171H5ZM21 170H22V169H21ZM29 170H30V169H29ZM29 170H28V171L26 170V172H30ZM127 170H126V171H127ZM133 170H134V169H133ZM139 170H141V169H139ZM139 170H138V171H139ZM10 171H11V172H10ZM104 171L107 172L108 175H107V174H104V173H105ZM126 171H125L124 173H126ZM6 172H7V173H6ZM8 172H10V173L8 174ZM72 172H74L75 174H73ZM98 172H99L101 175H98ZM127 172H128V171H127ZM142 172H143V171H142ZM2 173H3V174H2ZM5 173H6L7 176L5 175ZM12 173H13V175H12ZM60 173L62 174V172H60ZM71 173H72V174H71ZM109 173H110V175H111L112 177L109 175ZM114 173H115V174H114ZM129 173H128V174H129ZM140 173H141V172H140ZM146 173H147V172H146ZM146 173H144V174L142 173L143 175L140 176V178H139V177H138V178L141 180V177L143 178L144 176H147ZM61 174L58 173V175H61ZM66 174H65V172H64V175H66ZM103 174L106 175L107 177H106V176L104 177ZM112 174H114V176H116V179H115L116 181L114 180V177H113ZM136 174H137V173H136ZM70 175H71V176L74 175V176L71 177ZM95 175H92V176H95ZM97 175H98V176H97ZM140 175H141V174H140ZM51 176H52V175H51ZM51 176H50V177H51ZM80 176H81V177H80ZM108 176H109V177H108ZM69 177H71V178L69 179ZM110 177H111V178H110ZM5 178H6V179H5ZM51 178H54V177L52 176ZM58 178H59V179H58ZM72 178H73L74 180H73ZM78 178H79V179H78ZM82 178H83V179H82ZM88 178H89V179H88ZM103 178H104V179H103ZM106 178H107V180H106ZM108 178L110 179V181L108 180ZM118 178H119V180H118ZM129 178H130V177H129ZM136 178H137V177H136ZM138 178H137L136 180H138ZM54 179H55V178H54ZM54 179H51L50 182H49V180L47 179V181H48L49 183H52V182H53L52 180H54ZM64 179H65V180H64ZM125 179H126V178H125ZM177 179H178V178L173 179V180H171L170 182H168V183H169V184H168V185H169V188H170V186H171L172 181H175L174 183H176ZM6 180H7L8 183L6 182ZM68 180H69V181H68ZM78 180H80V181H78ZM86 180H88V181L86 182ZM103 180H104V181H103ZM62 181H63V182H62ZM65 181H66V182H65ZM77 181H78V182H77ZM94 181H96V183H95ZM100 181L102 182L101 184H99ZM107 181H108L109 183H107V185H106V182H107ZM111 181H113L114 183H112ZM119 181H120V183H119ZM64 182H65V183H64ZM67 182H68L69 184H68ZM72 182H73V183H72ZM74 182H75V183H74ZM76 182H77V183H76ZM79 182H80V183H79ZM82 182L84 183V185H83ZM89 182H90V183H89ZM93 182H94V183H93ZM98 182H99V183H98ZM116 182H117V183H116ZM121 182H122V183H121ZM4 183H7V184H4ZM56 183H57V182H54V184H56ZM62 183H63V184H62ZM97 183H98L99 185H101V186L99 187V185H98ZM10 184H9V185H10ZM52 184H53V183H52ZM54 184H53V186H54ZM73 184H74V185H73ZM86 184H88V185H86ZM92 184H93L94 186H93ZM96 184H97V185H96ZM113 184H116L117 186L114 185V187H112L111 185H113ZM119 184H120L121 187L119 186ZM69 185H70L71 188L69 187ZM77 185H78V186H77ZM79 185H80V186H79ZM85 185H86V186H85ZM95 185H96V186H95ZM108 185H109L110 188H109V187L107 188ZM168 185H167V186H168ZM172 185H174V184H172ZM7 186H8V185H7ZM56 186H57V185H55V187H56ZM76 186H77V188H76ZM84 186H85V187H84ZM82 187H83V189H81ZM96 187H97L98 189H97ZM116 187H118L119 189L116 188ZM140 187H142V186H140ZM147 187H148V186H147ZM6 188H7V187H6ZM66 188H67V189H66ZM72 188H73V189H78V188H79L81 191H80V190H75V191H74ZM101 188H102V189H101ZM106 188H107V189H106ZM195 188H197V187H195ZM70 189H71V190H70ZM88 189H89V190H88ZM96 189H97V190H96ZM110 189H111V191H110ZM115 189H116V190H115ZM117 189H118V190H117ZM198 189H200V188H198ZM86 190H87V191H86ZM91 190H93V191H91ZM98 190H99V191H98ZM106 190H107V191H106ZM108 190H109L110 192H109ZM139 190H140V188H139ZM147 190H148V191H147ZM164 190L166 191V193H168L167 191H169V194L171 193L170 190L167 189V187L164 188ZM164 190H163V191H164ZM189 190H190V189H186V190L184 189V191H187V192H189ZM191 190H192V189H191ZM193 190H194V188H193ZM193 190H192V192H194ZM196 190H197V189H196ZM196 190H195V192H196ZM28 191H29V190H28ZM70 191H71V193H70ZM72 191H74V192H72ZM89 191H91V192H89ZM95 191H96V192H95ZM101 191H102V192H101ZM104 191H105V193H104ZM112 191H113V193H112ZM117 191H118V192H117ZM120 191H121V190H120ZM165 191H164V192H165ZM172 191H173V194L176 195L177 191H175L174 189H173ZM76 192H77V193H76ZM80 192H81V193H80ZM107 192H108V193H107ZM146 192H145V193H146ZM180 192H181V191H180ZM180 192H179V193H180ZM192 192H191V193H192ZM68 193H69V194H68ZM75 193H76V194H75ZM100 193H101V194H100ZM102 193H104V194H102ZM110 193H111V194H110ZM145 193H144V195H147V194H145ZM161 193L164 194V193L161 191V192H160V195H161ZM182 193L185 194L184 192H182ZM189 193H190V192H189ZM28 194H29V193H28ZM31 194H32V193H31ZM65 194H66V195L68 194V195L71 196V197L69 198V196L67 195V196H68V197H67ZM70 194H72V195H70ZM79 194H80V195H79ZM98 194H99V195H98ZM173 194H172V195H173ZM183 194H182V195H183ZM46 195H45V196H46ZM78 195H79V196H78ZM88 195H89V196H88ZM106 195H107V196H106ZM112 195H114V197H113ZM122 195H123V194H122ZM131 195H133V194H131ZM137 195H138V194H137ZM166 195H167V194H165V196H166ZM174 195H173V196H174ZM65 196H66L67 198L64 199L63 197H65ZM80 196H81V198H80ZM96 196H99V197H96ZM101 196H103L104 199H103ZM116 196H117V197H116ZM157 196H159V193L157 194ZM163 196H164V195H163ZM165 196H164V197H165ZM29 197H30V196H29ZM78 197H79V198H78ZM91 197H92V198H91ZM106 197H107V199H106ZM110 197H112V198H110ZM118 197H121V198H118ZM149 197H150V198H149ZM155 197H156V193H155V196H154L153 198L155 199ZM161 197H162V196L157 197L156 199H159V198L161 199ZM164 197H162V198H164ZM32 198H33V197H32ZM45 198H46V197H45ZM47 198H48V197H47ZM47 198H46V199H47ZM62 198H63L64 201L62 200ZM68 198H69V199H68ZM93 198H94V199H93ZM99 198H102L101 200H103V201L99 200ZM122 198L126 199V200L123 199V200H124V203H120V202H118L120 199L122 200ZM132 198H133V196H132L131 198H129V200H130L131 203H133V201H131ZM46 199H45V200H46ZM59 199H60L61 201H63L64 203L62 202V204H60L61 201H60ZM81 199H82V201H80ZM86 199H87V200H86ZM90 199H91V200H90ZM117 199H118V200H117ZM140 199H142V200H140ZM143 199H144V201H143ZM50 200H48V201H46V202H50ZM67 200H68V201H67ZM83 200H86V201H87V204H86V202L83 201ZM88 200H90V203L88 202ZM93 200H94V201H93ZM109 200H110V201H109ZM111 200H112V201H111ZM116 200H117V201H116ZM123 200H122V202H123ZM129 200H127V201H129ZM59 201H60V202H59ZM65 201H67V202H65ZM70 201H71V202H70ZM73 201H74V203H73ZM76 201H77V202H76ZM98 201H99V202H98ZM107 201H108V202H107ZM94 202H95V203H94ZM104 202H105V203H104ZM106 202H107V203H106ZM110 202L112 203L111 205H110ZM114 202H115V203H114ZM125 202H126L127 204H125ZM77 203H78V204H77ZM91 203H92V204H91ZM97 203H98V204H97ZM116 203H117L118 207H117ZM118 203H119V204H122V205H119ZM168 203H169V202H168ZM63 204H64V205H63ZM71 204H72V205H71ZM93 204H94V205H93ZM100 204H101V205H100ZM102 204L104 205V207H103ZM123 204H124V205H123ZM61 205H62V206H61ZM96 205H97V207H96ZM99 205H100V206H99ZM105 205H106V207H105ZM128 205H129V206H128ZM136 205H135V206H136ZM163 205H164V204H163ZM163 205H162V206H163ZM63 206H64V207H63ZM66 206H67V207H66ZM78 206H80V207H78ZM98 206H99L100 208H99ZM108 206H109V207H108ZM113 206H114V207H113ZM115 206H116V208H115ZM126 206H127V208H126ZM162 206H161V207H162ZM41 207H42V206H41ZM60 207H61V208H60ZM85 207H86V208H85ZM94 207H95V208H94ZM110 207H111V209H110ZM121 207H122V209H121ZM123 207H124V210H123ZM161 207H160V209H162ZM163 207H164V208L162 209V213H163V210H164L165 214H163V215H164V217L166 216V218H167L166 213H168V210H170V207L167 208L166 205H164ZM165 207L167 208V210H165ZM62 208H63V209H62ZM81 208H82V209H81ZM83 208H84V209H83ZM87 208H88V209H87ZM98 208H99V210H100L101 208H102L103 210H100V211H101V212H100V211H98ZM112 208H113L114 210H116V211L112 210ZM119 208H120V209H119ZM134 208H135V207H134ZM158 208H159V207H158ZM187 208H188V206H187ZM189 208H190V206H189ZM108 209H110V210H108ZM27 210H28V209H27ZM38 210H39V209H38ZM62 210H64V211H62ZM82 210H84V211H82ZM88 210H89L90 212H89ZM96 210H97V212H99V213H97ZM117 210L119 211L120 214L117 212ZM130 210H129V211H130ZM31 211H32V210H31ZM47 211H48V213H46ZM76 211H77V212H76ZM86 211H88V212H86ZM125 211H126V212H125ZM140 211H141V212H140ZM150 211L153 213V215H152V216H153V217H152V221H154V222L156 223L155 226L153 225L154 223H153L151 220H150V221H151L150 225H149V223L147 222V221H149L148 215H149V217H150L151 214H152V213H150ZM188 211H189L190 215H191L192 217H194V216L192 215L193 213H191V209L188 210ZM28 212H30V211H28ZM38 212H39V211H37V212L34 213V214H35V215L37 214V216H38ZM40 212H41V211H40ZM60 212L62 213V214H61L62 217L59 216ZM69 212H70L71 214H69ZM75 212H76V213H75ZM78 212H79V213H78ZM95 212L97 213L96 216L99 217V218H100V213L103 214V215L101 214V216H102V217H101V219H102L101 221H102V222H100V220L98 221L99 218H97V217L95 216V214H96ZM111 212H113V213H111ZM31 213H33V212H31ZM57 213H59V214H57ZM73 213H75V215H73ZM105 213H106V214H105ZM114 213H115V214H114ZM117 213H118V214H117ZM122 213H124V215H123ZM141 213H142V214H141ZM155 213H156V214H155ZM169 213H170V212H169ZM189 213L186 214V216L184 215V216H185L184 221H186L185 219H188L187 217L190 216ZM81 214H82V215H81ZM84 214H85V215H84ZM98 214H99V215H98ZM107 214H108V215H107ZM111 214H112V216H111ZM125 214H126V215H125ZM133 214H134V215H133ZM176 214H177V213H176ZM176 214H175V215H176ZM178 214H179V213H178ZM178 214L176 215V217L178 216ZM22 215H23L22 217H24V215H26V216H27L26 218H28V219H29V217H30V218L33 217V216H32L33 214L31 215V214L27 213L26 211H23V214H22ZM35 215H34V216H35ZM72 215H73V217H72ZM89 215H91V217H90ZM106 215H107V217L110 218V216H111L112 218H110V219L108 218V220H107ZM109 215H110V216H109ZM113 215H114V216H113ZM118 215H119V216H118ZM121 215L123 216L122 218L125 217V221L123 220V223H122ZM142 215H143V216H142ZM156 215H157V216H156ZM168 215H169V214H168ZM172 215H173V214H172ZM172 215H170V216H172ZM28 216H29V217H28ZM37 216H36V217H37ZM42 216H44V214H42ZM42 216L40 215V218H41V219L43 218ZM47 216H46V217H47ZM50 216H49V217H50ZM94 216H95L96 218H95ZM116 216H117V217H116ZM138 216L141 218L140 220H141L142 222L139 220ZM145 216H146V217H145ZM191 216H190V217H191ZM84 217H85V218H84ZM88 217H89V218H88ZM103 217H105V218H103ZM178 217H182V216L179 215ZM192 217H191V218H192ZM206 217H207V216H206ZM24 218H25V217H24ZM40 218H39V219H40ZM71 218H72V219H71ZM83 218H84V219H83ZM86 218H87L88 220H87ZM90 218H92V219H90ZM93 218H94V220L97 219V220L95 221V224H96V222L98 221V222H100V225H101V226L98 225V224L95 225V224H94V220H93ZM116 218H117V220H116ZM145 218H146V219H145ZM153 218H154V220H153ZM166 218H165V219H166ZM168 218H169V217H168ZM28 219H26V221H25V219H24V221H25L24 223H27V220H28ZM34 219L39 220L38 217H37V218H34V217L31 218V220L35 222L36 220H34ZM44 219H46V218H44ZM80 219H81V220H80ZM165 219H164L163 221H161L162 219L160 220L162 223L166 221V224H164V225H162V226L160 225L161 228L163 227V230L160 229V230H161V231H160L161 233H162V231L164 232V226H166V227H165V231H167L166 228H167V229L169 228V230H172V229L174 228L173 226H174V225L176 226V223H173V221H175L177 218H176V219L174 218L175 220H173V221L171 220V218H169V219L171 220V223H173V224L169 223V226H170V225H171V226L173 225V226H172V229H171L170 227H168V222H170V220H167V219L165 220ZM179 219H181V218H179ZM182 219H183V218H182ZM206 219H208V217H207ZM206 219H205V220H206ZM29 220H30V219H29ZM29 220H28V221H29ZM31 220H30L29 222H31ZM69 220H70V221H69ZM72 220H73V221H72ZM75 220H76V221H75ZM138 220H139V221H138ZM146 220H147V221H146ZM177 220H178V219H177ZM188 220H189V219H188ZM188 220H187V221H188ZM191 220H193V218H192ZM191 220H190V222H191ZM39 221H40V223H41L42 220H39ZM39 221H38V222H39ZM44 221H45V220H44ZM44 221H43V222H44ZM68 221H69V222H68ZM79 221H80V222H79ZM83 221L85 222V225H87V226L84 225V222H83ZM88 221H89V223H88ZM91 221H92V222H91ZM104 221H105V222H104ZM108 221H109V222H108ZM181 221H183V220H181ZM181 221H180V222H181ZM184 221H183V222H184ZM187 221H186V222H187ZM38 222L36 221L35 223L37 224ZM43 222H42V223H43ZM48 222H49V221H48ZM74 222H75V223H74ZM98 222H97V223H98ZM116 222H117L118 225L115 224ZM124 222H125V223H124ZM127 222H128V223H127ZM175 222H176V221H175ZM177 222H178V221H177ZM186 222H185V224H186ZM188 222H189V221H188ZM188 222H187V223H188ZM190 222L187 224V226H188L189 224H191ZM42 223H41V225H42ZM44 223H46V224H44V225H42V226L40 225V226H41V227H45V229L47 228L48 230H49V227H50V228L52 227V226L49 225L50 223H49V224L47 223V221H45ZM54 223H55V224H54ZM92 223H93L95 226H97V227H95L94 225H92ZM101 223H104V225H105V224H106V225L104 226V225L101 224ZM112 223H113V224H112ZM135 223H137V224L135 225ZM143 223H144V224H143ZM72 224H73V225H72ZM90 224H91V225H90ZM108 224H109V225L111 224V228H112L113 231H115V233L112 232V230L110 229V226H108ZM114 224H115L116 226H115ZM126 224H127V225H126ZM138 224H141V226L138 225ZM179 224H180V223H179ZM179 224L177 223V226H178V227H179ZM181 224H182V223H181ZM181 224H180V225H181ZM88 225H89V226H88ZM102 225H103V226H102ZM112 225H113V226H112ZM144 225H146V226L149 225V226L146 227V226H144ZM38 226H39V225L37 224V227H38ZM40 226H39V228H40ZM83 226H84L86 229H87V228H88V229L86 230ZM91 226H93V227H91ZM117 226H118V227H117ZM120 226H121V227L123 226V227L121 228ZM125 226H126V227H125ZM127 226H129V228L131 227V229L129 230V228H128ZM182 226H183V225H182ZM187 226H186V227H187ZM202 226H203V225H202ZM204 226H205V225H204ZM204 226H203V227H204ZM56 227H57L58 229H60L61 231H60V230L57 231L58 229H56ZM82 227H83V229H82ZM90 227H91V228H90ZM104 227H106V229H108L109 232H108V230H106ZM107 227H108V228H107ZM115 227H116V228H115ZM124 227H125V228H124ZM180 227H181V226H180ZM184 227H185V226H184ZM74 228H75V229H74ZM80 228H81V229H80ZM93 228H95V229H93ZM102 228L105 229L104 233L101 232V231H103ZM126 228H127L129 231H127ZM143 228H142V229H143ZM151 228H152V229H151ZM201 228H202V227H201ZM47 229H46V230H47ZM55 229H56V230H55ZM91 229H92V230H91ZM114 229H115V230H114ZM199 229H200V228H199ZM43 230H44V228H43ZM46 230H44V231H46ZM48 230H47V231H48ZM66 230H67V232H66ZM79 230H83V231L80 232ZM117 230H119L118 233L116 232ZM121 230H123V231H121ZM138 230L136 229L135 231L138 232ZM169 230H168V231H169ZM201 230H203V229H201ZM55 231H56V232H55ZM74 231H75V232H74ZM89 231H88L87 233H89ZM120 231H121L122 235H120V234H121ZM124 231H125V233H124ZM153 231H154V230H152V234L155 233V235H157L156 232L153 233ZM156 231H158V230H156ZM173 231H174V230H173ZM173 231H171V232L169 231V232L172 233ZM48 232H49V231H48ZM65 232L67 233V235H64ZM76 232H77V233H76ZM106 232H107L108 235L106 234ZM111 232H112V234L114 233V236H112ZM127 232H128V234H126ZM131 232H132V230H131ZM160 232H159V235H160ZM169 232H166V234L169 233ZM101 233H103V234L101 235ZM123 233H124V235H123ZM173 233H175V232H173ZM56 234H57V235H56ZM61 234H63L64 237H62ZM85 234H86V233H85ZM105 234H106V235H105ZM115 234H118L119 237H118V235L116 236ZM163 234H165V233H163ZM103 235H104V236H103ZM94 236L98 237L97 235H94ZM150 236H152V235H150ZM113 237H114L115 239H114ZM120 237H121V238H120ZM153 237H154V236H153ZM77 238H76V239H77ZM94 238H95V237H94ZM82 239H83V238H82ZM62 240H64V239H62ZM116 251H118V252H116ZM116 251H115L116 253L114 252L115 254L113 253V255H116V256H117V257L114 256V257H116L115 259H114V257H112V255H111V256H108L109 258H112V259H110V260H113V259H114V260H113V263H110V264H114V263H116L118 260H120V258L122 259V256H123V255L125 256V254H123V255L120 256V254H119V250H116ZM120 253H121V252H120ZM122 253H123V252H122ZM133 254H134V253L131 254V258L133 257V256H132ZM80 255H81V254H80ZM22 257H25V256H22ZM40 257H41V256H40ZM42 257H44V256H42ZM42 257H41V258H42ZM47 257H48V256H47ZM49 257H51V260H50V261H52V259H53L52 256H49ZM49 257H48V258H49ZM56 257L59 259V256H56ZM62 257H63V258H66V259H67V258H70V259H69V262H66L65 264H68V263L70 264V262H71L70 260H72V262H73V261H74V258H75V257L73 258V256H60V260H58V259L56 258V259L58 260V261H56V260H55V257H54L53 260H54L57 264H60V263H59L60 261H61V262L63 261V263H64V262H65V259H63ZM76 257H78V258H76V260L78 259V260H77L78 262H79V261H80V262H83L84 260L86 261V258H87L88 263H89V260H88L89 257H91V258H90V261H91L92 258H95V256H94V257H93V256H76ZM97 257H98V256H96V258H97ZM99 257H101V256H99ZM99 257L97 258L98 261H99ZM102 257H105L106 260H107V257H106V256H102ZM102 257H101V260H103V261H102L101 263H102V264H104V263L107 264L108 260H107V262H105L104 258L102 259ZM118 257H119V259H118ZM127 257H128V256H127ZM134 257H135V256H134ZM147 257H148V256H146L145 258L148 259ZM181 257H182V256H179L180 259H185V258L188 257V256H183L184 258H181ZM28 258H29V256H28ZM31 258H32V257L30 256L29 259H31ZM45 258H46V257H45ZM48 258H47V259H48ZM71 258H73V259H71ZM83 258H84V259H83ZM96 258H95V259H96ZM109 258H108V259H109ZM125 258H126V256H125ZM149 258H150V260H151V256H150ZM32 259H33V258H32ZM35 259H36V257H35ZM61 259H62V260H61ZM116 259H118V260H116ZM127 259H130V258L128 257ZM127 259H126V261H127ZM45 260H46V259H45ZM48 260H49V259H48ZM93 260H94V259H93ZM115 260H116V262H114ZM148 260H149V259H148ZM54 261H52V262H50V263L55 264ZM66 261H68V260H66ZM77 261H76V262H77ZM123 261H124V258H123ZM47 262H48V264H50L49 261H47ZM72 262H71V263H72ZM103 262H104V263H103ZM118 262H120V261H118ZM73 263H74V264H80V263H75V262H73ZM84 263L87 264L86 262H84ZM84 263H81V264H84ZM94 263L96 264L97 262L94 261ZM94 263H93V261L91 262V264H94ZM99 263H100V261H99ZM120 263L122 264V260H121ZM124 263H125V262H124ZM175 263H176V262H175ZM61 264H62V263H61ZM89 264H90V263H89ZM97 264H98V263H97ZM108 264H109V262H108ZM117 264H119V263H117ZM126 264H127V263H126Z\"/></svg>", "mask_w": 264, "mask_h": 264}]
</instances>
